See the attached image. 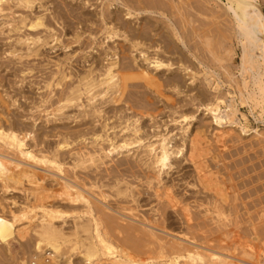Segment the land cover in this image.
<instances>
[{"label": "rangeland", "instance_id": "1", "mask_svg": "<svg viewBox=\"0 0 264 264\" xmlns=\"http://www.w3.org/2000/svg\"><path fill=\"white\" fill-rule=\"evenodd\" d=\"M60 1L62 2V4H64L63 7H62ZM67 1L68 0H59V1L58 0H35L31 6V8L30 7H24L22 4H20V2L18 0H9L2 5V12H0V115H1L0 116V124H1L0 126H4L3 128H6L8 126L7 128H10V130H15L17 127L16 124L17 123L20 124L21 128L24 130L23 132H22V130H18V132L21 133L20 136L26 135V136H24V139L26 140L27 149L30 151L33 150L32 152H35L34 154L35 155L37 154V156L42 155V154L53 155L54 153H56L57 145L66 144V145H64V146H66V148H64L63 150H60L59 153H57L59 159L62 160V162L59 160L61 162L60 172L55 167H52V169H54V170L56 169V170L52 171V169L50 168L51 167L50 165L49 166L43 165L44 167H42L41 164L37 165L34 162L31 163L28 161H27V163H25V166H27V164H29L28 168L27 167L26 168L20 167L17 169L15 168L14 169L15 174L21 173L22 175H24L26 177H29L28 170L32 171V173H33V170L37 169L34 171V173L37 175L35 176V174L33 173L35 176V180H36V181L34 180V182L35 183L39 182L38 184L40 185L41 183H44V181H46L45 186H44V184H41V185H43V187H39V185H37L38 186L37 187V186H34L35 183H30L29 180H25L24 181L25 185L23 184L22 186H18V189L16 191H11V192L6 193L4 191V187L1 186L2 184H0V209L3 208V211L6 210L5 211L6 214H10V211H15L16 213H18L19 211H21L22 208L29 206L31 208L35 207V212L36 211L38 212V210L42 211L43 210L42 208H44L43 206H39V205L41 203L45 202L43 204H45V207L47 209H51L54 211L59 210L63 213H67L64 223H63V220L60 219V220H56L58 222L55 221V224L56 225H63V227H65L64 229L66 231H69L71 229L70 227H72L74 225L73 216H75V212L77 211L78 214L82 215V213L86 211V206H84L85 204H83V203H78L77 205L71 203L73 205V207H72V205L71 206L69 205L68 200L67 201H66V199L61 200L60 195H62V197L64 198V196L66 195V192L71 193V192H73V190H77V191H81L83 194L85 193L86 198L90 196L89 198L91 200L89 198L88 199L91 201V207L94 211L93 212L94 217L101 218V220L104 224V227L109 231L112 230L110 233H112V234L114 233L113 234L114 237L117 236L116 238L111 236V238L113 239L112 242L114 243V245H120V246L127 249L128 248L127 246H129V245H126V243L124 244L122 242L125 239L127 241H124V242H128L127 244H129V243L131 244L129 247L131 250L130 249H127V250L129 251V253L131 252L130 254L135 260L149 261L150 259H153L155 261V264H168L171 262V261H169V259H171L170 257L175 254V251L174 252L171 251L172 254L170 253V249L172 248V245L174 243L173 246H177V247L179 246L180 247L179 249L182 250L181 251L182 252V259L180 260V264H182V263L188 264V262H190L188 260L187 256H188V251H192V250H195V251L200 250L199 254L201 256H203L204 259L206 258L205 260H206L207 264H210V262L208 261V258H209L208 256L211 255V251H208V249L212 248L213 244H214V247L218 244V242L215 241L216 238H214L215 234H216V236L221 234V237H223L224 235H227V234H225L226 233L225 231H228V228H230V230H232L231 228H234L233 230H236L239 234L241 233L242 240H246V239L250 240V241L252 240L251 244H253V242L255 240L254 243L257 244V247L262 249L261 250L263 252V253L261 252L263 254L262 261L264 263V249H263L264 248V244H263L264 243V236H263L264 235V233H263L264 228L262 229V227H259V226L264 225V224H262L264 222V220H263L264 219V148H263L264 144L262 143V140L264 138V135H263L264 134V92L261 94V92L259 91V88L262 87V85L264 87V64H261V67H260V72L262 74L261 81L263 82L262 85H260V84L257 85L258 83L256 84V82H253L251 79H249L247 87L243 86V84L241 83L242 84L241 85L242 90H241V89H238V86H237L238 85L237 83L240 81L239 80L240 77L239 78L237 77V79H238L237 83H235L236 81H234V83L236 85L233 83L232 78L230 80V76H232L233 74L238 76L239 72L241 71L242 39L239 37L236 21L233 20L232 14L227 10L229 5H230L229 1L228 0H193V1L192 0H176V2L178 4V9H177L174 7L176 5L175 2L173 3V1L170 0L171 5H173L171 7L170 5H168V4H170L169 3L170 1L168 0L167 1L168 4L167 3L166 4L170 7H168V6L166 7L165 4L163 5L164 8L166 7L165 9L163 8V12H164L165 16H162L158 13L152 14V13H147V12H145V13L133 12L132 13L133 16L130 17L127 15L128 8L126 6H124L123 4H117V3L114 4L113 8H110L111 10L109 9V11H113V12L116 9L115 14L113 13V16L117 15L115 18H118L120 21L119 25H117L118 27L121 25V23L124 22L125 24H128V27H130L131 29H136V34H135L136 36L134 34L133 35H134V37L140 36L141 39H139V41L142 42V45H143L141 47V50L143 51V54H145V55H143V54L139 55V66H140V68L144 67L143 69L147 68V72H146L147 76H145V74L142 72V70H139L135 67V65H132V67H131L132 70L127 72V73L130 75L131 74H137V77L140 75L138 78H141V79L143 78V79H142V81H140V79H138L135 75H133V77L131 79L126 77V79L128 81H129V79L131 80L130 86H128L126 88L129 95L130 94L134 95L136 92L138 93V91H140V90L142 91V93H138V94L136 93L134 96L133 95L132 96L127 95L128 97H131V98H129L130 100L132 98L136 99V101L138 103L134 100H131V102L134 104V106L136 105L137 108H135L136 106L134 108L129 107L130 105L125 103V101H124V99L126 97L124 98L122 96H120L122 99L120 98L117 103H112V102L108 101L111 97H110L109 93H105L106 84H100V81L104 78V74L106 72V69L109 68V65H110L109 63L111 61L115 60L116 57L120 56L119 55L120 50L121 51L123 49L126 50V47L123 48V46L129 45L128 41H126L123 38V36H121V35L114 38L113 41L106 38V36H105L106 35L105 34V24L99 23V21H97L98 16L97 17L94 16L93 20H91V21L87 20L89 17V16L87 17V14L91 13V11H92L91 14L98 15L97 13L100 12L102 9H104V7L106 8V6L104 5V3H101V0H88V1H90L89 2L90 4H88V5L84 4V0H82L83 2H81V0H69L68 2ZM189 1H191V2H189ZM187 2H189V3H187ZM58 3L60 5H58ZM256 3L260 7V9L264 15V5H263L264 0H257ZM129 4H132V3H129ZM83 5H84V7H83ZM54 6H55V10H54ZM67 6H68V8H67ZM69 6H71V7L69 8ZM79 6H80V8H79ZM183 6H185V7H183ZM65 7L67 9H70V10L67 11ZM72 7H74V8H72ZM182 7L184 10H186V14H185V12H182V10H183ZM202 7L205 9H203ZM209 7H211L210 10H209ZM56 8H57V10H56ZM62 8H64V9H62ZM168 8H169V11H171V12L168 11ZM172 8L175 9L177 12L175 11L176 13H174ZM197 8H198V10H197ZM71 10L73 13H76V15L73 14L71 12ZM119 10H121V11H119ZM188 10L191 12H189ZM187 11L190 13V15L187 13ZM167 12L169 13V15ZM77 13H78V15H77ZM82 13L84 14L83 16H82ZM170 13H172V14L170 15ZM206 13H208V14L206 15ZM79 14L82 17H80ZM173 14H175L174 15L175 18H172ZM187 14H188V17H186ZM218 14H220V15H218ZM197 16H199L201 19ZM39 17H41L43 20V26H40L37 28H29L30 23L36 21ZM78 17H80V18H78ZM176 17H178V22H176L177 21ZM74 18H76V19H74ZM181 18H183L182 19V20H184L183 22H182ZM186 18L188 19V21L190 23L187 21ZM202 18H204L205 20ZM73 19H74V21H73ZM21 20H24V23H22ZM194 20H196V21H194ZM137 21H138V23H137ZM192 21H193V23H191ZM206 21H208V26H207ZM70 22H72V23H70ZM203 22H204V24L206 22V26L202 25ZM222 22H223V24H222ZM178 23L181 26L180 28L178 27L179 25H177ZM186 23L191 24V26L194 23L195 24L197 23V26L193 25L195 27L194 28V27H191L189 24L187 26ZM200 23H202L201 26H203V27L198 25ZM228 23H230V24H228ZM68 24H71V25H68ZM144 24L145 25L147 24V25L143 27ZM214 25H216V27ZM226 25H228V26L226 27ZM71 26H73V27H71ZM93 27H95V28H93ZM211 27H213V28H211ZM189 28H190V32H192L191 35L195 34L194 36H191L190 33L186 32L187 30H189ZM196 28L197 29L202 28L201 31L198 30L201 33H199L198 31L196 32ZM209 28H211V31ZM215 28L217 31L215 30ZM181 29H182V31H181ZM203 29H204V31L202 32ZM158 30H159V32H158ZM194 30H195V32H194ZM149 31H150V33H149ZM160 31H161V33H160ZM212 31H213V33L211 34ZM138 32H139V34L137 35ZM205 32L207 33L206 35L204 34ZM186 33H188L190 35L188 40L186 39L188 37V35ZM224 33H226L227 36ZM200 34H201V36H199ZM214 34H216V36L213 38ZM131 36H132V34H131ZM154 36H156V37H154ZM158 36H160V37L158 38ZM161 36H162V38H161ZM196 36H197V38H199V37L200 38L196 39ZM128 37L131 38L130 36H128ZM153 37H154V39H153ZM201 37H202V39H201ZM27 38H33V40L32 41L27 40L26 42L19 41L20 39H27ZM156 38L159 42H157V40H155ZM163 38H164V41H162ZM203 38H205V39L207 38L206 40L205 39L204 40L205 41L208 40L207 41V42H209L208 45L204 46L205 42H204ZM152 39H153V41H152ZM195 39L198 40L199 43H196ZM70 41L73 43H71ZM115 41H117L118 44L123 43L122 46H120V44L117 45V42H115ZM165 41L166 42L169 41L168 47H167V43ZM186 41H187V43H186ZM66 42H68V43H66ZM162 42H163V45H162ZM190 42H191V44H190ZM164 43H166V44H164ZM169 43H170V45L171 44L172 45L170 46ZM197 44H198V46H197ZM213 44L216 46V47L214 46L215 50H214ZM164 45H165V47H164ZM199 45H201L200 49L204 47L202 51L199 49ZM94 47L97 50L94 49ZM99 47H100V50H99ZM170 47L171 48L173 47L172 48L173 50ZM196 47L199 50H197ZM205 47H207L209 49V52ZM167 48L169 49V51L166 52ZM118 50H119V52H118ZM204 51H206L208 56H211L210 58H213V60L208 58L207 54L204 53ZM113 53H117V56L114 57ZM209 53H210V55H209ZM108 54H109V56H108ZM229 54L231 56H228ZM43 55H45V56H43ZM203 55L205 57H203ZM20 56L22 57L21 59H20ZM95 56H97V57H95ZM92 57H93V59H92ZM182 57H184V58H182ZM229 57H231V58H229ZM94 58H95V60H94ZM155 58H158V60H160V61L162 60L161 62H163L165 65H169V64L170 65L165 66V69H164V67H162V68L157 69V70L154 68L155 69L154 70V69H152L153 64H151L149 66L148 63L150 61H154ZM185 58H186V60H185ZM33 59H35V60H33ZM170 59H171V61H170ZM22 60H23V62H22ZM216 60H218V61L216 62ZM228 60H230V61H228ZM187 61H188V63H187ZM212 61H214V62H212ZM221 61H222V63H221ZM146 62H147V64H146ZM213 63H215V64L213 65ZM224 63L226 64L227 68H230V69L224 68L225 71L227 70V72H225L223 67H221ZM227 65H229V67ZM148 66H149V68H148ZM83 68H85V70ZM81 70H82V72H81ZM88 71H90V79H92L94 85L91 87L89 92H86L85 91V84L86 83L84 82V80L82 78L85 76V74L88 73ZM228 72H230V74H229L230 76L227 74ZM175 73H177V74H175ZM123 75H125V73L122 74V76ZM134 76L140 82L144 81L145 83L143 82L142 84H145V85H141V84L138 85L140 82L137 81ZM170 76H174V77H170ZM147 77L149 78V80ZM225 77H226V79L228 77V79L225 80ZM151 78H155V80L151 81L150 80ZM158 78H159L160 82H159V80H157ZM193 78H195L196 81L193 82ZM133 81H134V83H132ZM135 81H137V82H135ZM146 81L147 82L149 81L150 84L149 83L147 84ZM164 81H166V82H164ZM176 81H178V82L175 83ZM210 81H212L211 85L208 83ZM151 82H153V83L157 82L158 86L156 85V83H154V85H152ZM240 82H242V81H240ZM135 83H137V84H135ZM134 85L136 88H134ZM149 85H150V88L152 90L148 87ZM155 85L157 86V88ZM64 86H65V88H64ZM139 86H142V89H139ZM137 87H138V89H137ZM60 88L61 89L63 88L62 89L63 91ZM76 88L80 89V93H77V95L79 96L78 97L79 99L77 100V102L75 101L73 103H67L66 97L69 95V93H71L72 89H76ZM155 88L158 90H156ZM201 88H203V89H201ZM235 88H237V89H235ZM154 89L156 91V94L154 93L155 92ZM64 90H65V92H64ZM133 90L134 91L137 90V91H135L134 93H131V92H133ZM247 90L249 92H251V95L248 94L246 96ZM145 91H147V93ZM161 91H163V92H161ZM238 92H239V94H238ZM59 93H61V94H59ZM161 93H164V94L161 95ZM165 93H166V95H165ZM222 93L225 96H222L223 95ZM241 93L243 95H241ZM142 94H143V96H142ZM200 94H201V96H200ZM59 95H63V96L61 97ZM138 95H140L142 98ZM145 95L147 96V98H148V95L150 96L147 101H146L147 98L144 97ZM238 95H241V96H238ZM135 96L136 97L138 96V98H135ZM159 96H161V97H159ZM164 96H166V97H164ZM188 97H190V98H188ZM216 97L221 99L222 101H227V100L233 99L234 102L237 103L239 111L245 115L244 126L248 130H250V134L249 133H246V134L241 133L240 130L235 129V128H231V127H228L229 129L228 128H218L214 124V122L212 121L211 115L205 109V105L210 101H214ZM239 97H240V100H239ZM143 98H146V99L144 100ZM160 98L162 100L164 99L165 101L164 100L162 101ZM173 98L175 101L172 100ZM192 98H194V99H192ZM56 99L58 100V102ZM89 99H90V101H89ZM153 99H154V101H152ZM166 99H168L169 101H167ZM150 101H152V103H150ZM170 101H172L175 104L171 103ZM135 102H136V104H135ZM168 102L170 104H167ZM48 103H49V105H48ZM53 103H55V104H53ZM97 103H98V105H97ZM102 103H104V104H102ZM145 103H147L149 106ZM137 104L140 105V108ZM143 104H145V106ZM53 106H55L56 108H54ZM151 106H152V108H151ZM61 107H63V109L60 112L57 111V109H59ZM141 107H143V108H141ZM153 107H155L156 109ZM162 107H163V109H162ZM1 108H3V110ZM95 108H96V110L101 111L100 117H98V114H95L94 112H92L95 110ZM102 109H103V111H102ZM224 109H225V107H224V105H222V110H224ZM51 110H53V111H51ZM71 110H72V112H70ZM86 110H90V114H88V115L85 114ZM118 110L120 111V113ZM151 110H152V112H151ZM144 113H146V115ZM157 113H158L157 118L153 117L154 115L156 116ZM147 114H149L148 115L149 117L147 116ZM182 114L187 117L186 120H184L183 118H179ZM8 115H11V116L9 117ZM14 115H15V118H14ZM139 116H141V117H139ZM11 117H13L14 119H11ZM106 117H107V119H106ZM175 118H176V120H175ZM61 123H63V124H61ZM32 124H34L35 127L33 125V128H32L31 127ZM130 124H136V126H137V132L136 133H134V132H132L126 128L127 125L132 127V125H130ZM13 126H14V128H13ZM139 126H141V127H139ZM181 126H184L185 128L181 127ZM27 127H29L28 130H31V131L27 132L26 131ZM94 127H96V130L93 129ZM112 127H113V129H112ZM186 127H188V128H186ZM200 129H201V131H200ZM226 129H228V131H230L231 134H232V132H233V134L238 133L237 135H235L236 138H234L233 134L231 135L232 139L234 138L233 141L235 140L234 142L231 140L230 137H229L230 143L227 141L224 142V140L226 138L228 139V137H226V136H230V133ZM254 130H257V132L251 133V131H254ZM217 131L219 132V134H217ZM92 132H93V134H92ZM194 132L195 133L199 132L201 135H199L198 133H197L198 135L194 134ZM29 133H30V136H28ZM221 133L226 135L225 136L226 138L224 137V139H223V137H222V140H221L222 144H223V142H224V144L227 142L226 145L229 144V147L224 145V144H223V146L220 147L221 141L218 139H219V135ZM184 134L186 136H184ZM56 135H57V137H55ZM83 136H85L87 139ZM96 136H101L102 139L99 140V142H97L98 144H93L92 142ZM192 136H195L198 140H201L202 142L201 141L198 142V140H196V138L195 137L193 138ZM162 137H167L168 140H170V144H169L170 148L169 149L171 151L183 149L182 150L183 153H181L182 155L179 154L178 156H175V158H173L174 156L171 157V159L169 161L171 164V168H166L160 174L159 180L161 181V183L158 184V182L156 180L154 181V179L157 176V172L159 170L157 167H155L153 165L152 166L149 165L150 156H149L148 152L146 151V149H144V146L148 145V144H153L154 146L157 147V144H158L157 141H160ZM186 137H189V138H186ZM202 137L204 140L202 139ZM217 137H218V139H217ZM71 138H72V140H71ZM184 138H185V140L183 142ZM259 138H260V140L262 139L260 142H259ZM84 139H85V141H84ZM134 139L135 140L140 139L141 142L140 143L134 142L135 141ZM186 139L188 140L187 142H186ZM215 139H217V140H215ZM254 140H255V143H254ZM257 140H258V142H257ZM124 141L128 143V146L126 148H124V150L123 149H119L118 151L114 150L113 152L110 153V156H108L107 158L104 157L103 152H108L109 148L112 149V145H111L112 143H115V145H120ZM171 141H172V143H171ZM130 142H132V144H130ZM194 142L196 144L201 143V145L198 144V145H196L198 147H196ZM204 142L206 143V146L209 148L204 146L205 145ZM263 142H264V140H263ZM53 143L54 144L56 143V144L53 145ZM175 143H176V145H175ZM179 143H181V144H179ZM190 143H191V145H189ZM47 144L49 145V147L51 146V148H49ZM193 144H194V146H192ZM247 144H249V145H247ZM216 145H218L219 147H217ZM244 145L246 147H244ZM261 145H263V146H261ZM45 146H47V147L44 149ZM199 147L200 148L202 147L201 148L202 151H201V149H199ZM100 148H102V151ZM194 148H196L197 153H200L199 151H201L200 154L202 155V157L199 154H198L199 155L198 156L197 153L194 152L196 155L194 157L195 160H193L194 158H191L192 150L193 151L195 150ZM221 148L223 151L221 150ZM125 149H127V150H125ZM42 150H44V152ZM189 150H190V155L188 153ZM206 150H208V151H206ZM218 150H219V152H218ZM0 152H2L3 154H7L9 157H12L14 159H18L19 161L20 160L24 161V159H19V156L17 155V153H15L14 151H12L10 149H7L3 145H0ZM94 152H96L97 154L99 153V155L102 156V158H101L102 160H98L96 163H93L92 161H90L89 159H91V158L89 155L94 153ZM209 152H211V153H209ZM227 152H228V154H227ZM60 153H62V154H60ZM209 155H211V156H209ZM227 155H228V157H227ZM81 156H84V159H86V160L88 159L87 162L85 163V167H87L86 169H84L80 166H78L76 168L73 167V163ZM197 156H198V158H197ZM221 156H222V159L220 158ZM15 157H17V158H15ZM69 158H71V159H69ZM181 158H182V160H181ZM187 158L190 160H187ZM215 158H216V160H215ZM174 160H175V162H174ZM196 160H198V163ZM135 161H137V162L135 163ZM24 162H26V161H24ZM179 162H180V164H179ZM202 164H203V166L206 165L207 167L206 166L203 167ZM220 164L224 167V169ZM180 165L181 166L183 165V166L179 167ZM229 165H231V166H229ZM233 165L235 166L236 169L234 168ZM172 166H173V168H172ZM192 166H194V167L197 166V167L193 168ZM30 167H35V169L34 168L31 169ZM243 167H244V169H243ZM204 168H206L208 170V172ZM39 169L41 171H43L42 175L38 173V171H40ZM240 169L242 172L240 171ZM63 170H64V172H63ZM203 170H205V172ZM36 171H37V173H36ZM41 171H40V173H41ZM79 171L82 173H80ZM178 171H179V173H178ZM198 171L200 173H197ZM224 171H226V172H224ZM236 171L239 173H237ZM45 172H47L49 174H47ZM203 172L205 175L201 174ZM217 172L219 173V175ZM53 173H56V174H53ZM180 173H184L185 175L184 174L182 175ZM208 173H209V175H208ZM66 174H68V175H66ZM199 174H201L202 176ZM215 174H216V176H215ZM49 175H51V176H49ZM153 175H154V179H153ZM180 175H181V177H179ZM197 175L199 178H197ZM212 175L214 178H212ZM39 176H41V178ZM177 176L179 178H184V179L186 178V181L188 183L195 184L196 185V187L194 188L195 191H193V189H192L193 187L190 186V184H188V183H184V182L179 183L178 181L176 182ZM219 176H221V178ZM222 176H223V178H224V176H226L225 177L226 179L224 178V180H223ZM171 178H173V180H171ZM188 178H190V179H188ZM204 178H206V179H204ZM201 179H204V180L202 181ZM56 180L58 181V183H56L57 182ZM190 180L191 181L196 180V181L190 182ZM209 180H210V182H209ZM64 182L65 183H72L70 185H73V186L71 188H67V187L65 188ZM152 182H153V185H152ZM163 182H167V183H163ZM205 182H207L208 184L205 185L206 184ZM228 182L230 184H228ZM237 182H238V185H237ZM150 183H151V185H150ZM209 183L211 184V186L212 185H215V186L211 187ZM59 184H60V187H58V188H60L61 190H62L61 187L65 188V191L63 190L64 194L62 193V191H60V189H56L57 185L59 186ZM74 184H75V186H74ZM174 184H178V187L174 188V189L178 188V190H176V191L174 190V192L182 201L181 202L182 206L180 205L181 206L180 207L178 205L176 210H174L175 208L172 209L167 204V202L164 200L166 198H165L164 194H162V192L165 193L168 188L171 190L172 185H174ZM183 184L184 185L186 184V186H183ZM9 185L12 186L11 184H9ZM216 185H217V187L219 186L220 189H222L224 191V194L227 195V201L228 202L226 203L227 205H224L226 208V209L224 208V212H225L224 217H225V220L228 222L227 223L225 221L227 224L224 222H222V224L215 223L214 220L212 219L215 216V214L210 213L213 211V207H212L213 203L212 202H213V200H215V196H216L215 191H216V189H219V187L217 188ZM32 186H34L35 189L36 188L37 189L32 190L33 189ZM201 186L203 187L202 189H200ZM205 186H207V187H205ZM209 186H210L209 189L212 188L211 190H208ZM76 187H78V188H76ZM224 187H227V188H224ZM27 188H29V189H27ZM53 188H55L56 191H53ZM197 188H199V190ZM44 189H47V190H44ZM213 189H215V191ZM250 189H251V191H250ZM155 190H157V191L162 190V191L161 192L159 191L160 192V194H159V192L157 193V191H155ZM179 190H180V192H179ZM196 190H198V191H196ZM201 190H204V191H202L203 193L201 192ZM243 190L245 192H247L248 194L243 192ZM50 191H52V192L50 193ZM209 191L210 192L213 191L214 193L213 192L210 193ZM254 191H256V192H254ZM24 192L25 193L27 192L26 194H29V193L30 194L27 196L24 194ZM36 192H37V194H34ZM46 192L50 193V194H48L47 196H44V195H46L45 194ZM57 192L60 193V195L57 194ZM228 192L229 193L231 192V194H228ZM239 192L241 194H239ZM242 192H243V194H242ZM249 192L250 193L252 192V193L250 194ZM22 193H23V195H22ZM43 193H44V195H43ZM142 193L145 194L146 196L143 195ZM140 194L143 197L142 199H141V196H139ZM41 195H43V196H41ZM52 195H56L58 197L52 196ZM148 195L150 198H148ZM195 195H197V196H195ZM231 195H232V197H231ZM33 196H35V197L33 198ZM37 196H41V197H37ZM160 196L161 197L163 196V197H162V199L160 198V200H159ZM48 197H49V199H52V198L53 199L55 198V199L49 200ZM144 197H146L145 201H148V202H145V201L142 202V200H144ZM40 198L45 199V200L40 202L39 201ZM65 198H67V196H65ZM92 198H95V199H92ZM36 199L40 203L36 202ZM58 199H60V200H58ZM140 199H141V201H140ZM34 200H35V202H34ZM94 200H96V201H94ZM107 200H108V202H107ZM113 200H114V202H113ZM191 200L194 201V203ZM199 200H201V201H199ZM230 200H231V202H230ZM25 201H27V202H25ZM30 201L33 202V204ZM97 201L100 203H95ZM158 201H159V203H157ZM160 201H161V203H160ZM239 201H241V203ZM248 201H251V202H248ZM47 202H49V203L51 202V203L48 205ZM60 202L62 205L60 204ZM155 202L157 203L158 207L156 206ZM244 202H246V203L244 204ZM112 203H114L115 205ZM191 203H192V205H191ZM200 203H202V204H200ZM255 203H257L258 205L257 204L255 205ZM46 204H47V206H46ZM143 204H144V206L142 207ZM185 204L189 206V209H191L193 212H195L194 214L192 211L189 212L190 216L191 217L193 216L192 217L193 222L191 220L190 221L186 220V222H185L186 225L184 224V221H182V220H185V219H183V215L185 218V214H184V212H182V211H184L183 209L186 207ZM238 204H239V206H238ZM20 205H22V206H20ZM122 205H124V206H122ZM203 205L205 208L203 207ZM244 205H245V207H244ZM8 206L10 209L8 208ZM241 206H242V208L243 207L244 208L242 209ZM125 207H127V208H125ZM258 207H259V209H258ZM110 208H111V210H113L112 212H111ZM166 208L169 210H167ZM197 208H199L200 210ZM245 208L246 209L248 208V209L246 210ZM139 209H141V210L143 209V210L141 211ZM209 209H210V211H209ZM96 210H98V211H96ZM103 210H105L108 214L113 213L112 215L114 217H112V215H111V217H110V215H106V213ZM117 210L119 212H121V214L116 213L115 211H117ZM203 210H204V212H203ZM231 210H232V212H231ZM244 210H245V212H244ZM41 211L38 213L36 212L38 214V216L36 217L35 220H37V221H34V224H33V222H32V224H30L28 220L27 221L25 220V222H24V219L20 221L21 223L20 222L17 223V225H16L17 237L15 238V240H13L10 243V245L7 247L0 246V264H29V263L30 264H37L38 262H40L38 264H47V263L48 264H56V263L57 264H67V260H73L74 264H77L76 261L79 260L78 264H85L84 260L81 257V253L84 252V249H85V247H83L82 245H80L76 251H71L72 245L68 244L69 247L68 246L65 247V249L67 248L66 249L67 251L66 250L63 251V258H62L61 262L60 261L56 262V260L54 258H52L50 255H47V254L39 255L38 253H36V251H34L35 250L34 244L37 240V237L35 235V229H37V227L39 225L38 221H39V216L41 214ZM253 211L257 215L254 216ZM102 212H104V213L102 214ZM246 212H247V214H246ZM249 212L252 213L253 216H252V214L250 216ZM114 213H116V214L114 215ZM181 213H182V215H181ZM68 214H70V215H68ZM101 214H102V216H101ZM129 214L132 216H130ZM170 214H172V215H170ZM121 215H123V216H121ZM162 215H165V218L162 217ZM173 215H174V218L172 217ZM205 215H208V216L211 215V217L206 218ZM105 216L107 218H105ZM115 216L116 217L120 216L121 220H120V217L116 218ZM148 216L150 217L149 219L152 220L155 225L157 222V226L155 227L156 229L153 231L156 234H159L158 236L162 239H157V238L149 237V236H148V238H147V236L143 237V236H141V233H136V231H135L136 229L131 230V228H133V226L134 227L137 226L146 232L149 231V227L147 228V227L139 224L141 220H144V219L147 220ZM200 216H201V218H200ZM243 216H244V219L246 218V216H248V217H247V219L244 220ZM126 217L129 219H126ZM180 217H182V219H180ZM231 217H232V219H231ZM239 217L242 219V221L239 220L240 219ZM251 217L253 218L255 223L257 222L258 225L252 221ZM172 218H173V220H172ZM227 218H228V220H227ZM106 219H107V221H106ZM123 219H124V221H123ZM209 219H211V221H209ZM116 220H117V222H116ZM125 220H127V221H125ZM159 220H160V222H159ZM138 221H139V223H138ZM195 221H196V223H195ZM244 221H246V224ZM249 221H251L250 224H249ZM37 222H38V224H37ZM120 222H121V224H118ZM243 222L247 226V228L245 226L243 227L244 224L241 225L242 228H241V226L239 227V224H241ZM115 223H117V224H115ZM122 223L126 224L127 226L129 225V227H127L126 225L124 227L123 226L124 224L122 225ZM193 223L196 224L199 228L197 226L195 228ZM198 223H201V224H198ZM247 223L251 227H249ZM137 224H139V225H137ZM158 224H160V225H158ZM203 224L205 225V227ZM209 224H211V225H209ZM112 225H114V227ZM191 225H193V229L195 230V232L192 229V227H190ZM223 225H225V226H223ZM255 225H257V226H255ZM20 226L22 228H20ZM210 226H212L213 230ZM208 227H210V228H208ZM254 227H255V229H253ZM256 227H258L260 229H258ZM23 228H25V229H23ZM30 228H32V229H30ZM184 228L189 229L188 230L189 232L187 231L188 232L187 233L186 232L187 229L185 230ZM220 228H222V229L225 228V229L222 230ZM245 228L247 231L245 230ZM249 228L251 230L253 229L252 231H254V232H250ZM21 229H23V230H21ZM123 229L128 231V232H125ZM26 230H28V232H26ZM162 230H165L169 235L168 234H162V236H161L160 233L162 232ZM248 230H249V232H248ZM255 230H257L258 232L257 231L255 232ZM116 231L120 237H118L117 234L115 235ZM121 231L123 233H121ZM129 231H131V232H129ZM213 231H215V232H213ZM241 231L244 232L246 235H244ZM197 232L200 234H198ZM27 233H28V235H27ZM128 233L130 235L132 233L136 234V236L132 234L130 237V235H128ZM209 233L211 235L214 234V236L213 237L210 236ZM253 233H255V234H253ZM20 234H21V236H20ZM31 234H33V235H31ZM231 234H232V236H230V238H229V236L228 237L224 236L225 239L229 241V242L223 241V243H225L224 245H226V247L223 244H221L224 253L227 255L228 254L231 255V254L225 248H227L229 246H233V245H234L233 247H236V245H237V244L236 245L234 244L233 233H231ZM247 234H249V235H247ZM163 235H164V237H163ZM165 235L167 236V238H165ZM191 235L193 237H189ZM198 235H200V236H198ZM203 235H205L207 237V239H205V237L202 238ZM22 236H24V237H22ZM134 236H135L136 240L134 239ZM139 236H141L140 238H142V239H140V241H142L141 243H143V245H141L142 247L141 246L139 247V245L137 247L138 242H140ZM172 236L173 237L175 236L174 238H171L173 241L170 239V237H172ZM209 236H210V238H209ZM19 237H21V239ZM143 238L144 239L147 238V239L144 240ZM164 238H165V240H164ZM190 238H192V239H190ZM212 238H214L215 240ZM128 239L130 241H128ZM148 239H150V240H148ZM137 240H138V242H137ZM163 240L165 242L171 241V243L168 244V242H167L165 244V242H162ZM180 240H181V242H180ZM194 240H195V242H194ZM132 241H133V243H131ZM134 241H136V244L134 243ZM149 241H151V242H149ZM83 242L85 245L88 244L87 241H83ZM119 242L121 244H119ZM204 242H206V243H204ZM184 243L185 244L188 243V244L184 245ZM210 243L211 244L213 243V244L210 246L209 245ZM227 243H229V244L231 243V245H229V244L227 245ZM133 244L136 245V248H135V245L132 246ZM205 244H207V245H205ZM144 245H146V246H144ZM162 245H164V247H166V248L168 247V245L170 247H168V249H165L164 252H166V250H167L166 253L162 252L163 254L162 253L160 254ZM254 245H253V247H254ZM147 246H149L148 250L144 251L145 248L147 249ZM182 246H184V248ZM190 246H191V248H190L191 250L189 249ZM195 247H197V248H195ZM82 248H84V249H82ZM132 248L137 249V251L142 249L143 250L142 251L143 256L139 252H137L135 249H133V251H134L133 252ZM201 248L202 249L204 248L207 250H204V249L202 250ZM150 250L153 252H151ZM168 250H169V252H168ZM69 251H71V252H69ZM144 252H146L147 255H145ZM201 252H203V253L201 254ZM206 252H208L209 254H207ZM236 252H240L239 249ZM169 253H170V255H168ZM134 255H136V256L134 257ZM239 255H241V253H239ZM74 257H75V259H74ZM51 258L54 260L52 261ZM172 258H173V256H172ZM228 259H229V256H228ZM113 260L114 259H109L106 256H102L100 258V260L95 261V264L96 263L97 264L98 263L99 264H101V263L102 264H109V263L115 264L113 262ZM183 260H186V261H183ZM187 260H188V262H187ZM52 262H54V263H52ZM196 263L197 264H203L200 260H197ZM192 264H195V263H192Z\"/></svg>", "mask_w": 264, "mask_h": 264}, {"label": "bare ground", "instance_id": "2", "mask_svg": "<svg viewBox=\"0 0 264 264\" xmlns=\"http://www.w3.org/2000/svg\"><path fill=\"white\" fill-rule=\"evenodd\" d=\"M7 1H9V0H0V12H2V5L4 4V3H6ZM19 2H20V4H22L24 7H30L31 8V6H32V4L34 3V1L35 0H18ZM59 1V0H58ZM69 1V0H68ZM67 1V2H68ZM129 3H132V4H129ZM166 1V2H165ZM167 1L168 0H101V3H104V5L106 6V8L104 7V9H102L100 12H98L97 14L98 15H94V14H91L92 13V11H91V13H89V14H87V17H88V19L87 20H89V21H91V20H93V18H94V16H98V20L97 21H99V23H104L105 24V36H106V38H108V39H110V40H112L113 41V39L114 38H116V37H118V36H123V38L126 40V41H128V43H129V45H127V46H123V48L124 47H126V50H120V53H119V57H116V59L115 60H113V61H111L109 64V68L108 69H106V72H105V74H104V78L100 81V84H106V88H105V93H109L110 94V99L108 100V101H110V102H112V103H117L118 101H119V99L121 98L120 96H122V97H126L125 99H124V101H125V103H127V104H129L130 106L129 107H131V108H134L135 106H134V104L131 102V100H134V101H136V99H129V98H131V97H128V96H130L129 94H128V91L126 90V88L128 87V86H130V82H131V78L133 77V75H135L136 77H137V74H128L127 72H129V71H131L132 70V65H135V67L137 68V69H139V70H142V72L145 74V76H147V68L146 69H143V68H140V66H139V55L140 54H143V51L141 50V47L143 46L142 45V42H140L139 41V39H141L140 38V36H138V37H134V35L136 34V29H131L130 27H128V24H125L124 22L123 23H121V25L118 27L117 25H119V23H120V21H119V19L118 18H115L117 15H115V16H113V13L115 14V11H116V9H115V11L113 12V11H109V9L110 8H113V6H114V4H123L124 6H126L127 8H128V12H127V15L128 16H130V17H132L133 15H132V13L133 12H138V13H145V12H147V13H158V14H160V15H162V16H165V14H164V12H163V5L165 4V6L167 7L168 5H170L171 7L173 6V5H171V1L169 2L170 4H168L167 3ZM173 1V3L175 2V8H177L178 9V4H177V2H176V0H172ZM193 1V0H192ZM229 1V7H228V11L232 14V16H233V20H235L236 21V23H237V29H238V33H239V37L242 39V60H241V71L239 72V75L237 76V75H234L233 73V75L232 76H230L229 74H230V72L232 71H230V72H228L227 74L230 76V80H231V78H232V81H233V83H234V81H236L235 83H237L238 82V79H237V77L239 78L240 77V81H242V82H238L237 84V86H238V89H241L242 90V84H243V86H248L247 84H248V81H249V79H251L253 82H256V84L257 85H262L263 84V82L261 81V79H262V74H261V72H260V67H261V64H264V15H263V13H262V11H261V9H260V7L258 6V4L256 3V1L257 0H228ZM77 2V1H76ZM81 2H83L82 0H81ZM90 1H88V0H84V4L85 5H88V4H90L89 3ZM189 2H191V1H189ZM189 2H187V3H189ZM199 2V1H198ZM60 3H61V5H62V7H63V5L64 4H62V2L60 1ZM79 3V2H78ZM168 5H167V4ZM204 3V2H203ZM55 4V3H54ZM99 4V3H98ZM211 4V3H210ZM262 4V3H261ZM6 5V4H5ZM4 5V6H5ZM58 5H60L59 3H58ZM66 5V4H65ZM76 5V4H75ZM185 5V4H184ZM199 5V4H198ZM197 5V6H198ZM203 5V4H202ZM213 5V4H212ZM219 5V4H218ZM264 5V4H263ZM77 6V5H76ZM170 6H168V7H170ZM187 6V5H186ZM194 6V5H193ZM221 6V5H220ZM61 7V6H60ZM71 6H69V8H70ZM83 7H84V5H83ZM165 7V8H166ZM173 7V8H174ZM181 7V6H180ZM179 7V8H180ZM183 7H185V6H183ZM183 7H182V9H183ZM199 7V6H198ZM66 8V7H65ZM67 8H68V6H67ZM66 8V10L68 11V10H70V9H67ZM72 8H74V7H72ZM77 8V7H76ZM79 8H80V6H79ZM86 8V7H85ZM102 8V7H101ZM164 8V9H165ZM172 8V10L174 11V13H176L177 11L175 10V9H173ZM203 8V7H202ZM210 8L211 7H209V10H210ZM5 9V8H4ZM48 9V8H47ZM62 9H64V8H62ZM78 9V8H77ZM83 9V8H82ZM92 9V8H91ZM162 9V10H161ZM203 9H205V8H203ZM54 10H55V6H54ZM56 10H57V8H56ZM76 10V9H75ZM88 10V9H87ZM86 10V11H87ZM111 10V9H110ZM114 10V9H113ZM167 10V9H166ZM184 10V9H183ZM182 10V12H185V14H186V10H184L183 11ZM190 10V9H189ZM188 10V11H189ZM197 10H198V8H197ZM207 10V9H206ZM59 11V10H58ZM74 11V10H73ZM94 11V10H93ZM119 11H121V10H119ZM168 11H169V8H168ZM176 11V12H175ZM187 11V13L190 15V13L189 12H191V11H189L188 12ZM202 11V10H201ZM71 12H72V10H71ZM76 12V11H75ZM95 12V11H94ZM169 12H171V11H169ZM59 13V12H58ZM66 13V12H65ZM73 13V12H72ZM168 13V12H167ZM9 14V13H8ZM73 14H75L76 15V13H73ZM117 14V13H116ZM120 14V13H119ZM172 13H170V15H171ZM178 14V13H177ZM184 14V15H185ZM188 14H187V16L186 17H188ZM204 14V13H203ZM208 13H206V15H207ZM71 15V14H70ZM77 15H78V13H77ZM84 14L82 13V16H83ZM168 15H169V13H168ZM174 15L175 14H173V17L172 18H175L174 17ZM179 15V14H178ZM177 15V16H178ZM183 15V14H182ZM218 15H220V14H218ZM79 16L80 17H82L80 14H79ZM120 16V15H119ZM223 16V15H222ZM80 17H78V18H80ZM127 17V16H126ZM197 17H199V16H197ZM218 17V16H217ZM69 18V17H68ZM71 18V17H70ZM121 18V17H120ZM129 18V17H128ZM177 19V21L176 22H178V17H176ZM200 18V17H199ZM74 19H76V18H74ZM74 19H73V21H74ZM118 19V20H117ZM132 19V18H131ZM135 19V18H134ZM154 19V18H153ZM183 18H181V20H182ZM187 19V18H186ZM201 19V18H200ZM202 19H204V18H202ZM228 19V18H227ZM226 19V20H227ZM124 20V19H123ZM146 20V19H145ZM161 20V19H160ZM205 20V19H204ZM207 20V19H206ZM15 21V20H14ZM69 21V20H68ZM71 21V20H70ZM116 21V22H115ZM184 20H182V22H183ZM187 21H188V19H187ZM194 21H196V20H194ZM199 21V20H198ZM197 21V22H198ZM21 22L22 23H24V20H21ZM45 22V21H44ZM158 22V21H157ZM189 22V21H188ZM207 22V26H208V21H206ZM206 22H205V24H204V22H203V24L202 23H200V24H198V25H200L201 26V24L202 25H205L206 26ZM28 23V22H27ZM70 23H72V22H70ZM137 23H138V21H137ZM145 23V22H144ZM170 23V22H169ZM190 23V22H189ZM188 23V24H189ZM191 23H193V21L191 22ZM211 23V22H210ZM187 24V23H186ZM188 24H187V26H188ZM222 24H223V22H222ZM226 24V23H225ZM224 24V25H225ZM228 24H230V23H228ZM13 25V24H12ZM68 25H71V24H68ZM73 25V24H72ZM89 25V24H88ZM97 25V24H96ZM95 25V26H96ZM147 25V24H146ZM145 24L143 25V27L144 26H146ZM152 25V24H151ZM166 25V24H165ZM171 25V24H170ZM177 25H179V23L177 24ZM190 26H191V24H189ZM193 25H195V26H197V23L195 24H193ZM191 26V27H194V26ZM211 25V24H210ZM30 27L29 28H37V27H40V26H43V20H42V18L41 17H39L36 21H34V22H31L30 23V25H29ZM132 26V25H131ZM149 26V25H148ZM212 26V25H211ZM215 27H216V25H214ZM213 26V27H214ZM228 25H226V27H227ZM71 27H73V26H71ZM140 27V26H139ZM179 28L181 27L180 25L178 26ZM185 27V26H184ZM199 27V26H198ZM201 27H203V26H201ZM213 27H211V28H213ZM65 28V27H64ZM93 28H95V27H93ZM97 28V27H96ZM134 28V27H133ZM150 28V27H149ZM195 28V27H194ZM211 28H209L210 29V31H211ZM68 29V28H67ZM71 29V28H70ZM73 29V28H72ZM147 29V28H146ZM168 29V28H167ZM193 29V28H192ZM202 29V28H201ZM201 29H197L196 28V32L198 31V30H200L201 31ZM221 29V28H220ZM75 30V29H74ZM94 30V29H93ZM97 30V29H96ZM141 30V29H140ZM187 30V29H186ZM214 30V29H213ZM215 30H216V28H215ZM68 31V30H67ZM66 31V32H67ZM143 31V30H142ZM146 31V30H145ZM181 31H182V29H181ZM200 31H198L199 33H201ZM204 31V29L202 30V32ZM217 31V30H216ZM88 32V31H87ZM122 32V33H121ZM158 32H159V30H158ZM170 32V31H169ZM186 32H188V33H190V35H191V33L192 32H190V28H189V30H187ZM194 32H195V30H194ZM208 32V31H207ZM223 32V31H222ZM148 33V32H147ZM149 33H150V31H149ZM160 33H161V31H160ZM188 33H186L187 35H188V37L186 38L187 40H188V38H189V34ZM213 33V31L211 32V34ZM96 34V33H95ZM131 34H132V36H131ZM134 34V35H133ZM139 34V32L137 33V35ZM146 34V33H145ZM205 35L207 34L206 32L204 33ZM218 34V33H217ZM224 34H226V33H224ZM147 35V34H146ZM150 35V34H149ZM195 35V34H194ZM193 34L191 35V36H194ZM220 35V34H219ZM223 35V34H222ZM128 36H130L131 38H129ZM136 36V35H135ZM199 36H201V34L199 35ZM198 36V37H199ZM216 36V34H214L213 35V38ZM226 36H227V34H226ZM154 37H156V36H154ZM154 37H153V39H154ZM160 36H158V38H159ZM165 37V36H164ZM203 37V36H202ZM202 37H201V39H202ZM222 37V36H221ZM105 38V37H104ZM103 38V39H104ZM161 38H162V36H161ZM160 38V39H161ZM191 38V37H190ZM200 38V37H199ZM199 38H197V36H196V39H199ZM217 38V37H216ZM148 39V38H147ZM153 39H152V41H153ZM167 39V38H166ZM195 39V42L196 43H199L198 42V40H196ZM205 38H203V40H204ZM207 39V38H206ZM205 39V40H206ZM218 39V38H217ZM216 39V40H217ZM27 40H33V38H27V39H20L19 41H24V42H26ZM83 40V39H82ZM85 40V39H84ZM146 40V39H145ZM155 40H157V38L155 39ZM168 40V39H167ZM204 40V46H206V45H208V43L209 42H207V41H205ZM226 40V39H225ZM228 40V39H227ZM151 41V42H152ZM162 41H164V38H163V40ZM71 42V41H70ZM84 42V41H83ZM87 42V41H86ZM89 42V41H88ZM115 42H117V41H115ZM157 42H159L158 40H157ZM166 42V41H165ZM169 42V41H168ZM168 42H166L167 43V47H168ZM220 42V41H219ZM66 43H68V42H66ZM65 43V44H66ZM71 43H73V42H71ZM101 43V42H100ZM166 43H164V44H166ZM172 43V42H171ZM186 43H187V41H186ZM225 43V42H224ZM80 44V43H79ZM88 44V43H87ZM120 44V43H119ZM118 44V42H117V45H119ZM123 44V43H122ZM122 44H120V46H122ZM154 44V43H153ZM190 44H191V42H190ZM70 45V44H69ZM91 45V44H90ZM146 45V44H145ZM157 45V44H156ZM162 45H163V42H162ZM169 45H170V43H169ZM172 45V44H171ZM170 45V46H171ZM202 45V44H201ZM201 45H199V49H200V46ZM84 46V45H83ZM86 46V45H85ZM101 46V45H100ZM104 46V45H103ZM119 46V47H120ZM197 46H198V44H197ZM203 46V45H202ZM215 45L213 44V47H214ZM118 47V48H119ZM164 47H165V45H164ZM163 47V48H164ZM216 47V46H215ZM215 47H214V50H215ZM58 48V47H57ZM80 48V47H79ZM122 48V47H121ZM171 48V47H170ZM173 48V47H172ZM171 48V49H172ZM197 48V47H196ZM204 48V47H203ZM203 48H201L200 50L202 51L203 50ZM207 50H208V52H209V49L207 48V47H205ZM83 49V48H82ZM94 49H96L95 47H94ZM170 49V50H171ZM198 48H197V50H199ZM80 50V49H79ZM97 50V49H96ZM99 50H100V47H99ZM98 50V51H99ZM173 50V49H172ZM93 51V50H92ZM105 51V50H104ZM157 51V50H156ZM167 51H169V49L167 48V50H166V52ZM177 51V50H176ZM43 52V51H42ZM118 52H119V50H118ZM225 52V51H224ZM158 53V52H157ZM171 53V52H170ZM204 53H206V51H204ZM179 54V53H178ZM203 54V53H202ZM207 54V53H206ZM205 54V55H206ZM227 54V53H226ZM11 55V54H10ZM113 55H114V57L115 56H117V53H113ZM143 55H145V54H143ZM158 55V54H157ZM180 55V54H179ZM209 55H210V53H209ZM43 56H45V55H43ZM108 56H109V54H108ZM161 56V55H160ZM207 56H208V54H207ZM228 56H231L230 54L228 55ZM34 57V56H33ZM72 57V56H71ZM95 57H97V56H95ZM111 57V56H110ZM203 57H205L204 55H203ZM211 56H208V58H210ZM17 58V57H16ZM22 57L20 56V59H21ZM39 58V57H38ZM88 58V57H87ZM154 58V57H153ZM182 58H184V57H182ZM207 58V57H206ZM207 58V59H208ZM229 58H231V57H229ZM228 58V59H229ZM86 59V58H85ZM92 59H93V57H92ZM168 59V58H167ZM205 59V58H204ZM210 59H212L213 60V58H210ZM33 60H35V59H33ZM94 60H95V58H94ZM150 60V59H149ZM185 60H186V58H185ZM206 60V59H205ZM204 60V61H205ZM91 61V60H90ZM162 61V60H161ZM160 60H158V58H155L154 59V61H148L149 63V66L151 65V64H153V68L152 69H160V68H162V67H164V69H165V66H169V65H165L163 62H161ZM170 61H171V59H170ZM218 60H216V62H217ZM228 61H230V60H228ZM22 62H23V60H22ZM55 62V61H54ZM92 62V61H91ZM212 62H214V61H212ZM215 62V63H216ZM263 62V63H262ZM28 63V62H27ZM94 63V62H93ZM187 63H188V61H187ZM215 63H213V65L215 64ZM221 63H222V61H221ZM229 63V62H228ZM90 64V63H89ZM146 64H147V62H146ZM141 65V64H140ZM145 65V64H144ZM222 65V64H221ZM220 65V66H221ZM225 65V66H224ZM98 66V65H97ZM149 66H148V68H149ZM181 66V65H180ZM228 67H229V65H227ZM20 67V66H19ZM22 67V66H21ZM36 67V66H35ZM146 67V66H145ZM175 67V66H174ZM221 67H223V69L225 68H227L226 67V64L224 63ZM18 68V67H17ZM173 68V67H172ZM232 68V67H231ZM16 69V68H15ZM81 69V68H80ZM79 69V70H80ZM84 70H85V68H83ZM154 69V70H155ZM195 69V68H194ZM225 69H224V71H225ZM227 69H230V68H227ZM21 70V69H20ZM23 70V69H22ZM34 70V69H33ZM78 70V71H79ZM168 70V69H167ZM170 70V69H169ZM102 71V70H101ZM197 71V70H196ZM81 72H82V70H81ZM80 72V73H81ZM159 72V71H158ZM173 72V71H172ZM225 72H227V70L225 71ZM233 72V71H232ZM66 73V72H65ZM68 73V72H67ZM125 73V75H123L122 76V74H124ZM235 73V72H234ZM164 74V73H163ZM175 74H177V73H175ZM226 74V73H225ZM224 74V75H225ZM250 74V75H249ZM134 76V77H135ZM140 76V75H139ZM138 76V77H139ZM158 76V75H157ZM123 77V78H122ZM126 77L127 78H130L129 79V81L126 79ZM136 77H135V79H136ZM137 77V78H138ZM170 77H174V76H170ZM176 77V76H175ZM179 77V76H178ZM249 77V78H248ZM49 78V77H48ZM148 78V77H147ZM235 80H234V79ZM83 80H84V82L86 83L85 84V91L86 92H89V90L91 89V87L94 85L93 84V81H92V79H90V71H88V73L87 74H85V76L82 78ZM138 79H140V81H142V79L141 78H138ZM138 79H136L137 81H139ZM163 79V78H162ZM195 78H193V82L194 81H196V79L194 80ZM224 79V78H223ZM227 79H228V77H227ZM226 79V77H225V80H227ZM237 79V80H236ZM49 80V79H48ZM124 80V81H123ZM133 80V79H132ZM148 80H149V78H148ZM151 81L153 80H155V78H151L150 79ZM157 80H159V78L157 79ZM68 81V80H67ZM128 81V82H127ZM137 81H135V82H137ZM139 81V82H140ZM144 82V81H143ZM143 82H140L138 85H145V84H142ZM159 82H160V80H159ZM158 82V83H159ZM164 82H166V81H164ZM168 82V81H167ZM178 81H176L175 83H177ZM252 82V83H253ZM132 83H134V81L132 82ZM145 83V82H144ZM146 83L148 84L149 83V81L147 82L146 81ZM152 83V85H154V83H156V85H157V82H151ZM162 83V82H161ZM210 85H211V83H212V81H210V82H208ZM234 83V84H235ZM242 83V84H241ZM66 84V83H65ZM135 84H137V83H135ZM146 84V85H147ZM150 84V83H149ZM198 84V83H197ZM151 85V86H152ZM155 85V86H156ZM183 85V84H182ZM202 85V84H201ZM236 85V84H235ZM62 86V85H61ZM137 86V85H136ZM158 86V85H157ZM157 86H156V88H157ZM200 86V85H199ZM105 87V86H104ZM103 87V88H104ZM132 87V86H131ZM149 88H150V85L148 86ZM64 88H65V86H64ZM67 88V87H66ZM100 88V87H99ZM133 88V87H132ZM134 88H136L135 87V85H134ZM153 88V87H152ZM155 88V89H156ZM162 88V87H161ZM184 88V87H183ZM54 89V88H53ZM61 89V88H60ZM63 89V88H62ZM61 89V90H62ZM137 89H138V87H137ZM139 89H142V86H139ZM144 89V88H143ZM151 89V88H150ZM155 89H154V91H155ZM195 89V88H194ZM201 89H203V88H201ZM235 89H237V88H235ZM152 90V89H151ZM156 90H158V89H156ZM161 90V89H160ZM159 90V91H160ZM192 90V89H191ZM63 91V90H62ZM95 91V90H94ZM109 91V92H108ZM132 91V90H131ZM135 91H137V90H135ZM134 90H133V92H131V93H134L135 92ZM141 91V90H140ZM140 91H138V93H142V91L140 92ZM184 91V90H183ZM189 91V90H188ZM196 91V90H195ZM240 91V90H239ZM259 91L261 92V94L264 92V87H263V85H262V87H260L259 88ZM64 92H65V90H64ZM146 93H147V91H145ZM144 92V93H145ZM158 92V91H157ZM161 92H163V91H161ZM173 92V91H172ZM248 92V93H247ZM247 92H246V96L248 95V94H250L251 95V92H249L248 90H247ZM259 92V93H260ZM77 93H80V89H78V88H76V89H72V91H71V93H69V95L66 97V102L67 103H73V102H77V100L79 99L78 97V95H77ZM102 93V92H101ZM137 93V92H136ZM135 93V94H136ZM137 93V94H138ZM155 94H156V91L154 92ZM182 93V92H181ZM54 94V93H53ZM59 94H61V93H59ZM134 94V95H135ZM164 93H161V95H163ZM223 94V93H222ZM238 94H239V92H238ZM11 95V94H10ZM128 95V96H127ZM133 95V94H132ZM131 95V96H132ZM133 95V96H134ZM165 95H166V93H165ZM241 95H243L242 93H241ZM241 95H238V96H241ZM52 96V95H51ZM59 96H63V95H59ZM109 96V95H108ZM107 96V97H108ZM138 96H140V95H138ZM138 96L136 97L135 96V98H138ZM142 96H143V94H142ZM171 96V95H170ZM176 96V95H175ZM191 96V95H190ZM200 96H201V94H200ZM221 96V95H220ZM222 96H225L224 94L222 95ZM58 97V96H57ZM106 97V98H107ZM141 97V96H140ZM139 97V98H140ZM144 97H146L147 98V96L145 95ZM150 96L148 95V98H149ZM159 97H161V96H159ZM164 97H166V96H164ZM172 97V96H171ZM179 97V96H178ZM205 97V96H204ZM211 97V96H210ZM250 97V96H249ZM15 98V97H14ZM84 98V97H83ZM142 98V97H141ZM146 98H143L144 100L146 99ZM148 98L146 99V101L148 100ZM163 98V97H162ZM183 98V97H182ZM188 98H190V97H188ZM54 99V98H53ZM91 99V98H90ZM90 99H89V101H90ZM122 99V98H121ZM161 99V98H160ZM192 99H194V98H192ZM14 100V99H13ZM57 100V99H56ZM61 100V99H60ZM84 100V99H83ZM162 100V99H161ZM164 100V99H163ZM162 100V101H163ZM167 101H169L168 99H166ZM172 100H174V98L172 99ZM239 100H240V97H239ZM50 101V100H49ZM53 101V100H52ZM152 101H154V99L152 100ZM152 101H150V103H152ZM165 101V100H164ZM175 101V100H174ZM51 102V101H50ZM57 102H58V100H57ZM105 102V101H104ZM137 102V101H136ZM136 102H135V104H136ZM145 102V101H144ZM171 103H173L172 101H170ZM244 102V101H243ZM138 103V102H137ZM43 104V103H42ZM53 104H55V103H53ZM102 104H104V103H102ZM108 104V103H107ZM145 104H147V103H145ZM145 104H143L144 106H145ZM154 104V103H153ZM167 104H170L169 102L167 103ZM173 104H175V103H173ZM192 104V103H191ZM194 104V103H193ZM48 105H49V103H48ZM51 105V104H50ZM82 105V104H81ZM97 105H98V103H97ZM100 105V104H99ZM138 106H139V108H140V105L139 104H137ZM142 105V106H143ZM148 105V104H147ZM151 105V104H150ZM181 105V104H180ZM222 105H224V107H225V109L224 110H222ZM56 106V105H55ZM55 106H53L54 108H56ZM149 106V105H148ZM153 106V105H152ZM152 106H151V108H152ZM174 106V105H173ZM52 107V108H53ZM72 107V106H71ZM70 107V108H71ZM128 107V108H129ZM188 107V106H187ZM198 107V106H197ZM135 108H137V106L135 107ZM141 108H143V107H141ZM147 108V107H146ZM153 108H155V107H153ZM161 108V107H160ZM2 110H3V108H1ZM50 109V108H49ZM63 109V107H61V108H59V109H57V111H61ZM156 109V108H155ZM154 109V110H155ZM158 109V108H157ZM162 109H163V107H162ZM205 109L208 111V113L211 115V117H212V121L214 122V124L218 127V128H228V127H231V128H235V129H238V130H240V132L241 133H244V134H246V133H249L250 134V130H248L245 126H244V118H245V115L244 114H242L240 111H239V109H238V106H237V103H235L234 102V100L232 99V100H227V101H222L221 99H219V98H215V100L214 101H210V102H208L206 105H205ZM73 110V109H72ZM72 110L70 111V112H72ZM114 110V109H113ZM51 111H53V110H51ZM102 111H103V109H102ZM115 111V110H114ZM119 111V110H118ZM182 111V110H181ZM50 112V111H49ZM92 112H94L95 114H98V117H100L101 116V111H99V110H96V108H95V110L94 111H92ZM107 112V111H106ZM125 112V111H124ZM148 112V111H147ZM146 112V113H147ZM151 112H152V110H151ZM150 112V113H151ZM185 112V111H184ZM44 113V112H43ZM48 113V112H47ZM52 113V112H51ZM119 113H120V111H119ZM146 113H144L145 115H146ZM160 113V112H159ZM9 114V113H8ZM49 114V113H48ZM72 114V113H71ZM85 114H90V110H86V112H85ZM105 114V113H104ZM142 114V113H141ZM140 114V115H141ZM13 115V114H12ZM46 115V114H45ZM108 115V114H107ZM121 115V114H120ZM124 115V114H123ZM149 114H147V116H148ZM154 115V114H153ZM152 115V116H153ZM161 115V114H160ZM1 116V115H0ZM9 117L11 116V115H8ZM118 116V115H117ZM127 116V115H126ZM144 116V115H143ZM157 116H158V113H157V115L155 116H153V117H155V118H157ZM175 116V115H174ZM120 117V116H119ZM132 117V116H131ZM139 117H141V116H139ZM149 117V116H148ZM152 117V118H153ZM160 117V116H159ZM14 118H15V115H14ZM13 117H11V119H14ZM70 118V117H69ZM105 118V117H104ZM136 118V117H135ZM173 118V117H172ZM179 118H183L184 120H186L187 119V117L186 116H184L183 114L179 117ZM3 119V118H2ZM58 119V118H57ZM103 119V118H102ZM106 119H107V117H106ZM117 119V118H116ZM124 119V118H123ZM174 119V118H173ZM172 119V120H173ZM62 120V119H61ZM66 120V119H65ZM121 120V119H120ZM129 120V119H128ZM175 120H176V118H175ZM14 121V120H13ZM76 121V120H75ZM123 121V120H122ZM16 122V121H15ZM49 122V121H48ZM59 122V121H58ZM74 122V121H73ZM121 122V121H120ZM130 122V121H129ZM132 122V121H131ZM176 122V121H175ZM3 123V122H2ZM6 123V122H5ZM51 123V122H50ZM60 123V122H59ZM72 123V122H71ZM77 123V122H76ZM57 124V123H56ZM61 124H63V123H61ZM98 124V123H97ZM96 124V125H97ZM100 124V123H99ZM108 124V123H107ZM126 124V123H125ZM1 125V124H0ZM5 125V124H4ZM17 125V127H16V129L15 130H10V128H3L4 126H0V145H3V146H5L7 149H10V150H12V151H14L15 153H17V155L19 156V159H24V161H26V162H24V161H22V160H18V159H14V158H12V157H9L7 154H3L2 152H0V184H2L1 186H3L4 187V191L7 193V192H11V191H16L17 189H18V186H22L25 182V180H29V182L30 183H35L34 182V180H35V176L37 175V174H35L34 173V171L35 170H37V169H35V167H30L31 169H35V170H33V173L35 174V176H34V174L32 173V171H30V170H28V174H29V177H26V176H24V175H22L21 173H19V174H15V172H14V169L16 168H20V167H24V168H28V166H29V164H27V166H25V163H27V161L28 162H31V163H35V164H41L42 165V167H44V166H51L50 168L52 169V167H55L59 172H60V168H61V162H62V160H60L59 159V157H58V154L57 153H59V151L60 150H63L64 148H66V146H64V145H66V144H62V145H57V147H56V153H54L53 155H45V154H42V155H39V156H37V154L35 155L34 153L35 152H32V151H30V150H28L27 149V145H26V140L24 139V136H26V135H24V136H20L21 135V133H19L18 132V130H22V132L24 131L22 128H21V125L20 124H16ZM33 125L34 124H32L31 125V127L33 128ZM130 125H132V127L131 126H129V125H127V129L128 130H130V131H132V132H134V133H136L137 132V126H136V124H130ZM65 126V125H64ZM88 126V125H87ZM95 126V125H94ZM108 126V125H107ZM34 127H35V125H34ZM66 127V126H65ZM116 127V126H115ZM139 127H141V126H139ZM181 127H184V126H181ZM199 127V126H198ZM13 128H14V126H13ZM12 128V129H13ZM185 128V127H184ZM186 128H188V127H186ZM29 129V127H27L26 128V131L27 132H29V131H31V130H28ZM35 129V128H34ZM33 129V130H34ZM93 129H95L96 130V127H94ZM112 129H113V127H112ZM181 129V128H180ZM229 129V128H228ZM228 129H226L227 131H228ZM32 130V131H33ZM198 130V129H197ZM225 130V131H226ZM35 131V130H34ZM73 131V130H72ZM129 131V132H130ZM140 131V130H139ZM184 131V130H183ZM199 131V130H198ZM200 131H201V129H200ZM220 131V130H219ZM224 131V132H225ZM56 132V131H55ZM65 132V131H64ZM89 132V131H88ZM101 132V131H100ZM125 132V131H124ZM185 132V131H184ZM203 132V131H202ZM223 132V131H222ZM229 133H230V131H228ZM232 132V131H231ZM256 133L257 132V130H254V131H251V133ZM33 133V132H32ZM85 133V132H84ZM91 133V132H90ZM96 133V132H95ZM199 134V135H201L199 132H194V134ZM228 133V134H229ZM92 134H93V132H92ZM197 134V135H198ZM217 134H219V132L217 131ZM227 134V135H228ZM232 134H233V132H232ZM231 133H230V136H226V135H224L223 133H221L220 135H219V139H218V137H217V139L218 140H222V137H223V139H224V137L226 136V137H228V139L226 140H224V142L225 141H227V142H229L230 143V138H231V140L233 141V139L234 138H236V136L235 135H237V134H233L234 135V138L232 139V137H231V135H232ZM248 134V135H249ZM40 135V134H39ZM108 135V134H107ZM138 135V134H137ZM175 135V134H174ZM173 135V136H174ZM247 135V136H248ZM258 135V134H257ZM264 135V134H263ZM28 136H30V133H29V135ZM74 136V135H73ZM79 136V135H78ZM86 136V135H85ZM85 136H83V137H85ZM140 136V135H139ZM138 136V137H139ZM163 136V135H162ZM176 136V135H175ZM184 136H186L185 134H184ZM55 137H57V135L55 136ZM137 137V136H136ZM193 138L195 137V136H192ZM200 137V136H199ZM221 137V138H220ZM230 137V138H229ZM86 138V137H85ZM92 138V137H91ZM186 138H189V137H186ZM196 138V137H195ZM216 138V137H215ZM87 139V138H86ZM102 139V137L101 136H96L95 138H94V140H93V144H98L97 142H99V140H101ZM133 139V138H132ZM141 139V138H140ZM140 139H138V140H135L134 142H141L140 141ZM202 139H203V137H202ZM217 139H215V140H217ZM241 139V138H240ZM258 139V138H257ZM57 140V139H56ZM59 140V139H58ZM71 140H72V138H71ZM130 140V139H129ZM184 140H185V138L183 139V142H184ZM196 140H198L197 138H196ZM204 140V139H203ZM262 140V139H261ZM260 140V138H259V142L261 141ZM263 140H264V138H263ZM263 140H262V143L264 144V142H263ZM38 141V140H37ZM84 141H85V139H84ZM90 141V140H89ZM188 140L186 139V142H187ZM199 141H201V140H198V142ZM235 141V140H234ZM233 141V142H234ZM237 141V140H236ZM58 142V141H57ZM83 142V141H82ZM109 142V141H108ZM133 142V141H132ZM132 142H130V144H132ZM158 142V144H157V147L156 146H154L153 144H148V145H145L144 146V149H146V151L148 152V154H149V156H150V160H149V165L150 166H155V167H157L158 168V172H157V176L155 177V179H154V175H153V179H154V181L156 180L157 182H158V184H160L161 183V181L159 180V178H160V174L166 169V168H171V164H170V159H171V157L172 156H174L173 158H175V156H178L179 154H181V153H183L182 152V150L183 149H178V150H176V151H171L169 148V144H170V140H168V138L167 137H162L161 138V140L160 141H157ZM182 142V141H181ZM191 142V141H190ZM196 142V141H195ZM194 142V143H195ZM202 142V141H201ZM218 142V141H217ZM224 142H223V144H224ZM226 142V143H227ZM257 142H258V140H257ZM256 142V143H257ZM68 143V142H67ZM78 143V142H77ZM86 143V142H85ZM171 143H172V141H171ZM205 143V142H204ZM226 143L224 144V145H226ZM254 143H255V140H254ZM56 144V143H55ZM54 143H53V145H55ZM179 144H181V143H179ZM198 144H200L201 145V143H195V146L196 145H198ZM218 144V143H217ZM221 145H220V147L221 146H223V144H222V141H221V143H220ZM232 144V143H231ZM253 144V143H252ZM48 145V144H47ZM112 145V149H110L109 148V151L108 152H103V154H104V157H108V156H110V153L111 152H113L114 150H119V149H123L124 150V148H126L127 146H128V143L127 142H123V143H121L120 145H115V143H112L111 144ZM175 145H176V143H175ZM189 145H191V143L189 144ZM209 145V144H208ZM247 145H249V144H247ZM256 145V144H255ZM171 146V145H170ZM184 146V145H183ZM192 146H194V144L192 145ZM204 146H206V143H205V145ZM203 146V147H204ZM217 147H219L218 145H216ZM226 146H228L229 147V144L228 145H226ZM261 146H263V145H261ZM47 146H45L44 147V149L46 148ZM48 147H49V145H48ZM55 147V146H54ZM83 147V146H82ZM181 147V146H180ZM196 147H198V146H196ZM207 147V146H206ZM216 147V148H217ZM231 147V146H230ZM244 147H246L245 145H244ZM254 147V146H253ZM49 148H51V146L49 147ZM69 148V147H68ZM74 148V147H73ZM191 148V147H190ZM189 148V149H190ZM202 148V147H201ZM200 147H199V149H201ZM207 148H209V147H207ZM264 148V147H263ZM75 149V148H74ZM78 149V148H77ZM101 149V151H102V148H100ZM186 149V148H185ZM193 149V148H192ZM195 150L193 151L192 150V153H191V158H194L196 155H195V153L194 152H196V148H194ZM218 149V148H217ZM220 149V148H219ZM228 149V148H227ZM92 150V149H91ZM105 150V149H104ZM125 150H127V149H125ZM216 150V149H215ZM221 150H222V148H221ZM230 150V149H229ZM254 150V149H253ZM43 152H44V150H42ZM47 151V150H46ZM76 151V150H75ZM106 151V150H105ZM185 151V150H184ZM201 151H202V149H201ZM201 151H199L200 153H201ZM205 151V150H204ZM206 151H208V150H206ZM223 151V150H222ZM231 151V150H230ZM69 152V151H68ZM214 152V151H213ZM218 152H219V150H218ZM232 152V151H231ZM236 152V151H235ZM41 153V152H40ZM189 155H190V150H189ZM197 153V152H196ZM200 153H197V155L199 154L201 157H202V155L200 154ZM209 153H211V152H209ZM60 154H62V153H60ZM86 154V153H85ZM113 154V153H112ZM223 154V153H222ZM227 154H228V152H227ZM231 154V153H230ZM16 155V156H17ZM182 155V154H181ZM198 155V156H199ZM207 155V154H206ZM212 155V154H211ZM211 155H209V156H211ZM221 155V154H220ZM224 155V154H223ZM17 156V157H18ZM90 156V158L91 159H89L90 161H92L93 163H96L98 160H102L101 158H102V156H100L99 155V153L97 154L96 152H94V153H92V154H90L89 155ZM152 156V157H151ZM187 156V155H186ZM198 156H197V158H198ZM214 156V155H213ZM218 156V155H217ZM17 157H15V158H17ZM21 157V158H20ZM87 157V156H86ZM219 157V156H218ZM227 157H228V155H227ZM68 158V157H67ZM66 158V159H67ZM97 158V159H96ZM149 158V157H148ZM179 158V157H178ZM205 158V157H204ZM221 159H222V156L220 157ZM65 159V158H64ZM69 159H71V158H69ZM126 159V158H125ZM180 159V158H179ZM202 159V158H201ZM233 159V158H232ZM61 162H60V161ZM88 160V159H87ZM87 160L86 159H84V156H81V157H79L74 163H73V167L74 168H76V167H78V166H80V167H82V168H84V169H86L87 167H85V163L87 162ZM109 160V159H108ZM120 160V159H119ZM181 160H182V158H181ZM180 160V161H181ZM186 160V159H185ZM187 160H190V159H188L187 158ZM193 160H195V158L193 159ZM199 160V159H198ZM198 160H196L197 161V163H198ZM207 160V159H206ZM215 160H216V158H215ZM219 160V159H218ZM126 161V160H125ZM195 161V162H196ZM221 161V160H220ZM224 161V160H223ZM245 161V160H244ZM137 161H135V163H136ZM174 162H175V160H174ZM193 162V161H192ZM200 162V161H199ZM225 162V161H224ZM231 162V161H230ZM229 162V163H230ZM246 162V161H245ZM177 163V162H176ZM202 163V162H201ZM200 163V164H201ZM204 163V162H203ZM179 164H180V162H179ZM182 164V163H181ZM195 164V163H194ZM222 164V163H221ZM220 164V165H221ZM226 164V163H225ZM238 164V163H237ZM44 165V166H43ZM177 165V164H176ZM175 165V166H176ZM191 165V164H190ZM193 165V164H192ZM196 165V164H195ZM199 165V164H198ZM219 165V164H218ZM228 165V164H227ZM242 165V164H241ZM13 166V167H12ZM183 166V165H182ZM181 165L179 166V167H182ZM202 166H203V164H202ZM206 166V165H205ZM205 166H203V167H205ZM222 166V165H221ZM229 166H231V165H229ZM234 166V165H233ZM243 166V165H242ZM255 166V165H254ZM41 167V166H40ZM65 167V166H64ZM100 167V166H99ZM103 167V166H102ZM193 168H196L197 166H192ZM207 167V166H206ZM217 167V166H216ZM223 167V166H222ZM237 167V166H236ZM172 168H173V166H172ZM177 168V167H176ZM199 168V167H198ZM229 168V167H228ZM234 168H235V166H234ZM42 169V168H41ZM48 169V168H47ZM55 169V170H56ZM68 169V168H67ZM102 169V168H101ZM200 169V168H199ZM204 169H206V168H204ZM210 169V168H209ZM215 169V168H214ZM217 169V168H216ZM222 169V168H221ZM223 169H224V167H223ZM222 169V170H223ZM236 169V168H235ZM242 169V168H241ZM241 169H240V171H241ZM243 169H244V167H243ZM249 169V168H248ZM40 170V169H39ZM49 170V169H48ZM54 169H52V171H53ZM54 170V171H55ZM195 170V169H194ZM202 170V169H201ZM207 170V169H206ZM218 170V169H217ZM216 170V171H217ZM253 170V169H252ZM41 171V170H40ZM40 171H38V173L39 174H41L42 175V173H43V171H41V173H40ZM51 171V170H50ZM67 171V170H66ZM69 171V170H68ZM72 171V170H71ZM70 171V172H71ZM89 171V170H88ZM106 171V170H105ZM182 171V170H181ZM180 171V172H181ZM204 172H205V170H203ZM214 171V170H213ZM254 171V170H253ZM57 172V171H56ZM63 172H64V170H63ZM80 172V171H79ZM98 172V171H97ZM149 172V171H148ZM204 172L203 173H201V174H204ZM207 172H208V170H207ZM212 172V171H211ZM224 172H226V171H224ZM223 172V173H224ZM237 172V171H236ZM242 172V171H241ZM36 173H37V171H36ZM45 173H47V172H45ZM80 173H82V172H80ZM87 173V172H86ZM92 173V172H91ZM96 173V172H95ZM113 173V172H112ZM178 173H179V171H178ZM186 173V172H185ZM195 173V172H194ZM197 173H200L199 171L197 172ZM218 173V172H217ZM221 173V172H220ZM237 173H239V172H237ZM38 174V175H39ZM47 174H49V173H47ZM51 174V173H50ZM53 174H56V173H53ZM65 174V173H64ZM180 174H184V173H180ZM201 174H199V175H201ZM66 175H68V174H66ZM151 175V174H150ZM156 175V174H155ZM185 175V174H184ZM205 175V174H204ZM207 175V174H206ZM208 175H209V173H208ZM218 175H219V173H218ZM217 175V176H218ZM49 176H51V175H49ZM73 176V175H72ZM82 176V175H81ZM112 176V175H111ZM187 176V175H186ZM194 176V175H193ZM202 176V175H201ZM211 176V175H210ZM209 176V177H210ZM215 176H216V174H215ZM242 176V175H241ZM40 178H41V176H39ZM56 177V176H55ZM150 177V176H149ZM179 177H181V175L179 176ZM178 176H177V180H176V182L178 181L179 183L180 182H184V183H188L187 181H186V178L184 179V178H179ZM205 177V176H204ZM208 177V176H207ZM206 177V178H207ZM220 178H221V176H219ZM226 176H224V178H225ZM39 178V179H40ZM44 178V177H43ZM86 178V177H85ZM176 178V177H175ZM179 178V179H178ZM191 178V177H190ZM190 178H188V179H190ZM197 178H199L198 177V175H197ZM196 178V179H197ZM206 178H204V179H206ZM212 178H214L213 177V175H212ZM222 178H223V176H222ZM224 178H223V180H224ZM234 178V177H233ZM66 179V178H65ZM125 179V178H124ZM163 179V178H162ZM204 179H201L202 181L204 180ZM216 179V178H215ZM226 179V178H225ZM83 180V179H82ZM113 180V179H112ZM127 180V179H126ZM142 180V179H141ZM171 180H173V178H171ZM175 180V179H174ZM250 180V179H249ZM36 181V180H35ZM57 181V180H56ZM145 181V180H144ZM194 181H196V180H194ZM194 181H191L190 180V182H194ZM201 181V182H202ZM208 181V180H207ZM222 181V180H221ZM45 182L46 181H44V183H41V184H44V186H45ZM60 182V181H59ZM68 182V181H67ZM70 182V181H69ZM89 182V181H88ZM103 182V181H102ZM107 182V181H106ZM148 182V181H147ZM168 182V181H167ZM167 182H163V183H167ZM199 182V181H198ZM209 182H210V180H209ZM242 182V181H241ZM39 182H37V183H35L34 184V186H37V185H39L38 184ZM56 183H58V181L56 182ZM61 183V182H60ZM65 183V182H64ZM63 183V184H64ZM155 183V182H154ZM206 183V184H205ZM204 184L205 185H207L208 183L207 182H205ZM9 184H11L12 186H10ZM39 185V187H43V185ZM70 184H72V183H65L64 185H65V188L67 187V188H71L73 185H70ZM100 184V183H99ZM188 184H190V186H192L193 188V191H195V187H196V185L195 184H193V183H188ZM197 184V183H196ZM201 184V183H200ZM210 184V183H209ZM215 184V183H214ZM217 184V183H216ZM228 184H230L229 182H228ZM241 184V183H240ZM25 185V184H24ZM33 185V184H32ZM53 185V184H52ZM51 185V186H52ZM150 185H151V183H150ZM152 185H153V182H152ZM236 185V184H235ZM237 185H238V182H237ZM34 186H32L33 187V189L32 190H34L35 189V187ZM56 186V185H55ZM74 186H75V184H74ZM160 186V185H159ZM165 186V185H164ZM183 186H186V184L184 185L183 184ZM182 186V187H183ZM210 186H211V184H210ZM210 186L208 187V190H211V189H209L210 188ZM212 186H215V185H212ZM211 186V187H212ZM227 186V185H226ZM38 187V186H37ZM58 187H60V184H59V186L57 185V187H56V189H60V188H58ZM161 187V186H160ZM171 187V186H170ZM176 187H178V184H174V185H172V188H171V190L168 188L167 189V191L165 192V193H163L162 192V194H164V196H165V198L166 199H164L166 202H167V204L173 209V208H175L174 210H176L177 209V207H178V205L180 206H182V204H181V200H180V198L176 195V193L174 192V190L176 191V190H178V188L177 189H174V188H176ZM205 187H207V186H205ZM204 187V188H205ZM216 187H217V185H216ZM215 187V188H216ZM219 187V186H218ZM217 187V188H218ZM23 188V187H22ZM62 188V190L60 189V191H62V193L64 194V192H63V190L65 191V188H63V187H61ZM76 188H78V187H76ZM162 188V187H161ZM160 188V189H161ZM164 188V187H163ZM184 188V187H183ZM203 187L201 186V188L200 189H202ZM222 188V187H221ZM224 188H227V187H224ZM27 189H29V188H27ZM37 189V188H36ZM35 189V190H36ZM42 189V188H41ZM154 189V188H153ZM182 189V188H181ZM198 190H199V188H197ZM39 190V189H38ZM44 190H47V189H44ZM52 190V189H51ZM80 190V189H79ZM166 190V189H165ZM191 190V189H190ZM189 190V191H190ZM198 190H196V191H198ZM205 190V189H204ZM204 190H201V192L202 191H204ZM207 190V189H206ZM214 191H215V189H213ZM3 191V190H2ZM42 191V190H41ZM53 191H56L55 190V188H53ZM68 191V190H67ZM83 191V190H82ZM85 191V190H84ZM108 191V190H107ZM141 191V190H140ZM155 191H157V190H155ZM160 191V190H159ZM159 191H157V193L159 192ZM162 191V190H161ZM160 191V192H161ZM250 191H251V189H250ZM22 192V191H21ZM40 192V191H39ZM49 192V191H48ZM52 191H50V193H51ZM135 192V191H134ZM160 192H159V194H160ZM173 192V193H172ZM179 192H180V190H179ZM206 192V191H205ZM210 192V191H209ZM213 191H211L210 193H212ZM243 192H245L244 190H243ZM243 192H242V194H243ZM254 192H256V191H254ZM27 193V192H26ZM25 192H24V194L25 195H29V194H26ZM50 193H45L46 195H44V193H43V195L44 196H47L48 194H50ZM150 193V192H149ZM203 193V192H202ZM207 193V192H206ZM209 193V194H210ZM214 193V192H213ZM245 193H247V192H245ZM250 193V192H249ZM252 193V192H251ZM250 193V194H251ZM34 194H37V192L36 193H34ZM53 194V193H52ZM57 194H59L60 195V193H58L57 192ZM143 194V193H142ZM182 194V193H181ZM205 194V193H204ZM208 194V195H209ZM215 194H216V196H215V200H213V211L212 212H210V213H213V214H215V216L212 218L213 220H214V222L215 223H217V224H222V222H224V223H226L227 221L225 220V217H224V214H225V212H224V208H225V206L224 205H227L226 203L228 202L227 201V195L226 194H224V191L222 190V189H220V187H219V189H216V191H215ZM228 194H231V192L229 193L228 192ZM239 194H241L240 192H239ZM238 194V195H239ZM248 194V193H247ZM22 195H23V193H22ZM40 195V194H39ZM43 195H41V196H43ZM86 194L84 193H82L81 191H77V190H73V192H71V193H67L66 192V195L65 196H67V198H65V196H64V198L62 197V195H60L61 196V200L62 199H66V201L68 200V202H69V205L71 206L72 204L71 203H73V204H75V205H77L78 203H83V204H85L84 206H86V211L85 212H83L82 213V215H80V214H78L77 213V211L75 212V216H73V220H74V225L72 226V227H70L71 229L69 230V231H66L64 228L65 227H63V225H56L55 224V221L56 220H63V223H64V221H65V217H66V214L67 213H63V212H61V211H54V210H51V209H47L46 207H45V204H43V203H45V202H43V203H41L39 206H43L44 208H42L43 210L41 211V210H38V212H40L41 211V214H40V216H39V225H38V227H37V229H35V235H36V237H37V240H36V242H35V244H34V248H35V250L34 251H36V253H38L39 255H43V254H47V255H50L52 258H54L55 260H56V262H61L62 261V258H63V251L64 250H66L65 249V247L66 246H68V244H71L72 245V250L71 251H76L77 250V248L80 246V245H82L83 247H85V249L84 248H82V249H84V252H82L81 253V257H82V259L84 260V263L85 264H95V261L97 260H100V258L102 257V256H106L107 258H109V259H114L113 260V262L115 263V264H155V261L153 260V259H150L149 261H138V260H135L132 256H131V252L129 253V251L127 250V249H130L129 247H130V243L129 244H127L128 242H124V241H127L126 239L125 240H123L122 242L125 244L126 243V245H129V246H127L128 248L126 249V248H124V247H122V246H120V245H114V243L112 242L113 241V239L111 238V236H113V234L112 233H110L111 231H109V230H107L105 227H104V224H103V222H102V220H101V218H99V217H94V211H93V209H92V207H91V199L89 198V197H87L86 198V196H85ZM96 195V194H95ZM143 195H145V194H143ZM180 195V194H179ZM233 195V194H232ZM232 195H231V197H232ZM237 195V196H238ZM41 196H37V197H41ZM52 196H56V195H52ZM51 196V197H52ZM139 196H141V199L143 198L142 197V195L140 194ZM146 196V195H145ZM195 196H197V195H195ZM201 196V195H200ZM212 196V195H211ZM248 196V195H247ZM35 196H33V198H34ZM36 197V198H37ZM56 197H58V196H56ZM92 197V196H91ZM163 197V196H162ZM162 197L160 196L159 197V200H160V198L162 199ZM193 197V196H192ZM202 197V196H201ZM230 197V196H229ZM242 197V196H241ZM249 197V196H248ZM26 198V197H25ZM90 200H89V199ZM146 197H144V200H142V202H144L146 199H145ZM148 198H150L149 197V195H148ZM155 198V197H154ZM239 198V197H238ZM244 198V197H243ZM251 198V197H250ZM23 199V198H22ZM27 199V198H26ZM31 199V198H30ZM48 199H49V197H48ZM55 199V198H54ZM53 198L52 199H49V200H54ZM92 199H95V198H92ZM141 199H140V201H141ZM204 199V198H203ZM247 199V198H246ZM12 200V199H11ZM10 200V201H11ZM45 199H39V201L41 202V201H44ZM57 200V199H56ZM58 200H60V199H58ZM97 200V199H96ZM96 200H94V201H96ZM117 200V199H116ZM135 200V199H134ZM148 200V199H147ZM151 200V199H150ZM229 200V199H228ZM240 200V199H239ZM24 201V200H23ZM33 201V200H32ZM47 201V200H46ZM192 201V200H191ZM196 201V200H195ZM198 201V200H197ZM199 201H201V200H199ZM209 201V200H208ZM25 202H27V201H25ZM31 202V201H30ZM34 202H35V200H34ZM36 202H38L37 201V199H36ZM40 202H38V203H40ZM53 202V201H52ZM62 202V201H61ZM61 202H60V204H61ZM107 202H108V200H107ZM113 202H114V200H113ZM126 202V201H125ZM141 202V203H142ZM145 202H148V201H145ZM193 203H194V201H192ZM206 202V201H205ZM230 202H231V200H230ZM240 203H241V201H239ZM243 202V201H242ZM248 202H251V201H248ZM247 202V203H248ZM258 202V201H257ZM24 203V202H23ZM32 204H33V202H31ZM30 203V204H31ZM37 203V204H38ZM48 203V205L51 203H49V202H47ZM65 203V202H64ZM67 203V202H66ZM95 203H100V202H95ZM140 203V204H141ZM156 203V202H155ZM157 203H159V201L157 202ZM157 203H156V206H157ZM160 203H161V201H160ZM204 203V202H203ZM225 203V204H224ZM246 202H244V204H245ZM6 204V203H5ZM29 204V205H30ZM53 204V203H52ZM112 204H114V203H112ZM117 204V203H116ZM166 204V203H165ZM200 204H202V203H200ZM199 204V205H200ZM210 204V203H209ZM257 203H255V205H256ZM16 205V204H15ZM56 205V204H55ZM62 205V204H61ZM68 205V204H67ZM97 205V204H96ZM115 205V204H114ZM150 205V204H149ZM163 205V204H162ZM186 205V204H185ZM191 205H192V203H191ZM190 205V206H191ZM251 205V204H250ZM249 205V206H250ZM258 205V204H257ZM11 206V205H10ZM20 206H22V205H20ZM46 206H47V204H46ZM52 206V205H51ZM122 206H124V205H122ZM121 206V207H122ZM128 206V205H127ZM144 206V204L142 205V207ZM148 206V205H147ZM154 206V205H153ZM166 206V205H165ZM164 206V207H165ZM180 206V207H181ZM206 206V205H205ZM230 206V205H229ZM238 206H239V204H238ZM248 206V207H249ZM12 207V206H11ZM25 207V206H24ZM50 207V206H49ZM72 207H73V205H72ZM96 207V206H95ZM101 207V206H100ZM109 207V206H108ZM146 207V206H145ZM150 207V206H149ZM158 207V206H157ZM161 207V206H160ZM179 207V208H180ZM196 207V206H195ZM203 207H204V205H203ZM244 207H245V205H244ZM243 207V208H244ZM251 207V206H250ZM2 208V207H1ZM7 208V207H6ZM8 208H9V206H8ZM15 208V207H14ZM20 208V207H19ZM63 208V207H62ZM112 208V207H111ZM111 208H110V210H111ZM117 208V207H116ZM119 208V207H118ZM125 208H127V207H125ZM124 208V209H125ZM140 208V207H139ZM178 208V209H179ZM183 208V207H182ZM205 208V207H204ZM241 208H242V206H241ZM242 208V209H243ZM10 209V208H9ZM138 209V208H137ZM167 209V208H166ZM194 209V208H193ZM196 209V208H195ZM197 209H199V208H197ZM202 209V208H201ZM226 209V208H225ZM240 209V208H239ZM246 209V208H245ZM248 209V208H247ZM246 209V210H247ZM258 209H259V207H258ZM257 209V210H258ZM20 210V209H19ZM139 210H141V209H139ZM143 210V209H142ZM141 210V211H142ZM148 210V209H147ZM162 210V209H161ZM167 210H169V209H167ZM166 210V211H167ZM180 210V209H179ZM184 211H182V212H184V214H185V218H184V215H183V219H185V220H182V221H184V224L186 225V220L187 221H192L193 219H192V217L190 216V214H189V212H191L192 210L191 209H189V206L188 205H186V207L183 209ZM200 210V209H199ZM206 210V209H205ZM253 210V209H252ZM256 210V211H257ZM6 211V210H5ZM5 211H3V208L2 209H0V246H4V247H7V246H9L10 245V243L13 241V240H15V238L17 237V229H16V225H17V223H19L21 220H23L24 219V222H25V220L27 221H29V223L30 224H32V222H33V224H34V221H37V220H35L36 219V217L38 216V212L36 213L35 212V207L33 208H31V207H29V206H27V207H25V208H22L21 209V211H19L18 213H16L15 211H10V214H6L5 213ZM18 211V210H17ZM81 211V210H80ZM79 211V212H80ZM83 211V210H82ZM96 211H98V210H96ZM100 211V210H99ZM105 213H106V215H110V217H111V215L113 214H108L105 210H103ZM113 210H111V212H112ZM209 211H210V209H209ZM227 211V210H226ZM235 211V210H234ZM239 211V210H238ZM261 211V210H260ZM104 212H102V214L104 213ZM116 213H118V214H121V212H119L118 210L117 211H115ZM147 212V211H146ZM145 212V213H146ZM181 212V211H180ZM179 212V213H180ZM193 212V211H192ZM197 212V211H196ZM200 212V211H199ZM203 212H204V210H203ZM231 212H232V210H231ZM244 212H245V210H244ZM251 212V211H250ZM249 212V213H250ZM77 213V214H76ZM99 213V212H98ZM116 213H114V215L116 214ZM133 213V212H132ZM144 213V214H145ZM165 213V212H164ZM195 212H193V214H194ZM242 213V212H241ZM253 213H254V216L255 215H257L254 211H253ZM262 213V212H261ZM260 213V214H261ZM100 214V213H99ZM102 214H101V216H102ZM117 214V215H118ZM135 214V213H134ZM162 214V213H161ZM199 214V213H198ZM202 214V213H201ZM232 214V213H231ZM244 214V213H243ZM246 214H247V212H246ZM251 214L252 213H250V216H251ZM68 215H70V214H68ZM105 215V214H104ZM130 215V214H129ZM156 215V214H155ZM169 215V214H168ZM170 215H172V214H170ZM181 215H182V213H181ZM192 215V214H191ZM209 215V214H208ZM208 215H205L206 216V218L207 217H211V215L210 216H208ZM249 215V214H248ZM259 215V214H258ZM100 216V217H101ZM121 216H123V215H121ZM130 216H132V215H130ZM151 216V215H150ZM176 216V215H175ZM227 216V215H226ZM252 216H253V214H252ZM112 217H114L113 215H112ZM116 217V216H115ZM120 217V216H119ZM119 217H116V218H119ZM162 217H164L165 218V215H162ZM173 218H174V215L172 216ZM177 217V216H176ZM175 217V218H176ZM233 217V216H232ZM232 217H231V219H232ZM247 217L248 216H246V218L245 219H247ZM257 217V216H256ZM255 217V218H256ZM105 218H107L106 216H105ZM104 218V219H105ZM125 218V217H124ZM150 217L148 216V219L146 220V219H144V220H141L140 221V223H139V221H138V223L139 224H141V225H143V226H145V227H149V231H144V230H142V229H140L139 227H137L136 225V227H134L133 226V228H131V230L133 229V230H135L136 231V233H141V236H147V238H148V236L149 237H154V238H157V239H162V238H160L158 235L159 234H156L153 230H155L156 228V226H157V222H156V225L153 223V221L152 220H150L149 219ZM157 218V217H156ZM173 218H172V220H173ZM200 218H201V216H200ZM234 218V217H233ZM240 218V217H239ZM252 218V217H251ZM111 219V218H110ZM126 219H129V218H127L126 217ZM131 219V218H130ZM158 219V218H157ZM179 219V218H178ZM177 219V220H178ZM180 219H182V217H180ZM197 219V218H196ZM204 219V218H203ZM243 219H244V216H243ZM244 219V220H245ZM120 220H121V217H120ZM161 220V219H160ZM160 220H159V222H160ZM205 220V219H204ZM227 220H228V218H227ZM239 220H241L242 221V219L240 218ZM264 220V219H263ZM70 221V220H69ZM106 221H107V219H106ZM115 221V220H114ZM123 221H124V219H123ZM125 221H127V220H125ZM129 221V220H128ZM133 221V220H132ZM198 221V220H197ZM207 221V220H206ZM209 221H211V219H209ZM226 221V222H225ZM232 221V220H231ZM238 221V220H237ZM252 221L254 222V220H253V218H252ZM23 222V221H22ZM38 222H37V224H38ZM56 222H58V221H56ZM60 222V221H59ZM62 222V221H61ZM116 222H117V220H116ZM131 222V221H130ZM193 222V221H192ZM191 222V223H192ZM245 222V224H246V221H244ZM244 222L243 223H241V224H239V227L242 225V224H244ZM250 222L251 221H249V224H250ZM21 223V222H20ZM36 223V222H35ZM66 223V222H65ZM107 223V222H106ZM195 223H196V221H195ZM203 223V222H202ZM207 223V222H206ZM228 223V222H227ZM226 223V224H227ZM255 223V222H254ZM58 224V223H57ZM60 224V223H59ZM68 224V223H67ZM115 224H117V223H115ZM114 224V225H115ZM118 224H121V222L120 223H118ZM124 223H122V225H123ZM139 224H137V225H139ZM189 224V223H188ZM198 224H201V223H198ZM231 224V223H230ZM243 225V227L245 226L246 228H247V226L246 225ZM248 224V223H247ZM248 224V226L249 227H251L250 225ZM255 224H257V222L255 223ZM261 224V223H260ZM259 224V225H260ZM262 224H264V222L262 223ZM261 224V225H262ZM106 225V224H105ZM109 225V224H108ZM114 225H112L113 227H114ZM125 225L126 224H124L123 226L125 227ZM131 225V224H130ZM158 225H160V224H158ZM184 225V226H185ZM193 225H194V227L196 228V224H194L193 223ZM193 225H191L190 227H192V229H193ZM204 225V224H203ZM209 225H211V224H209ZM254 225V224H253ZM258 225V224H257ZM257 225H255V226H257ZM25 226V225H24ZM127 226V225H126ZM178 226V225H177ZM188 226V225H187ZM213 226V225H212ZM212 226H210L211 228H212ZM223 226H225V225H223ZM229 226V225H228ZM264 225H262V226H259V227H262V229L264 228L263 227ZM27 227V226H26ZM108 227V226H107ZM127 227H129V225L127 226ZM159 227V226H158ZM198 227V226H197ZM204 227H205V225H204ZM210 227H208V228H210ZM214 227V226H213ZM232 227V226H231ZM20 228H22L21 226H20ZM199 228V227H198ZM197 228V229H198ZM203 228V227H202ZM207 228V229H208ZM216 228V227H215ZM241 228H242V226H241ZM246 228H245V230H246ZM256 228H258V227H256ZM23 229H25V228H23ZM23 229H21V230H23ZM30 229H32V228H30ZM185 229V228H184ZM187 229V228H186ZM185 229V230H186ZM196 229V230H197ZM220 229H222V228H220ZM225 229V228H224ZM224 229H222V230H224ZM232 230H230V228H228V231H225L224 233L225 234H227V235H224V236H226V237H228L229 236V238H230V236H232V234L231 233H233V241H234V244L236 245V247H233V246H229V247H227V248H225L231 255H227V254H225L224 253V251H223V249H222V245L221 244H225V243H223V241H228V240H226L225 239V237L223 236V237H221V234H219L218 236H216V234H215V237L214 238H216V240L214 239V238H212V239H214L215 241H217L218 242V244L214 247V244H213V247L212 248H210V249H208V251H211V255L210 256H208L209 258H208V261L210 262V264L212 263V264H264L263 263V261H262V258H263V252L261 251L262 249H260L259 247H257V244H255L254 242H255V240H254V242H253V244H251V241L250 240H242V236H241V233L239 234L236 230H233L234 228H231ZM250 229V228H249ZM253 229H255V227L253 228ZM252 229V230H253ZM258 229H260V228H258ZM124 230V229H123ZM122 230V231H123ZM130 230V229H129ZM189 229H187L186 230V232L188 231ZM194 230V229H193ZM200 230V229H199ZM212 230H213V228H212ZM251 229H250V232H254V231H252ZM121 231V233H123ZM125 232H128V231H126V230H124ZM159 231V230H158ZM205 231V230H204ZM247 231V230H246ZM257 230H255V232H256ZM262 231V230H261ZM26 232H28V230H26ZM124 232V233H125ZM129 232H131V231H129ZM133 232V231H132ZM189 232V231H188ZM187 232V233H188ZM192 232V231H191ZM194 232H195V230H194ZM206 232V231H205ZM213 232H215V231H213ZM219 232V231H218ZM242 232V231H241ZM248 232H249V230H248ZM258 232V231H257ZM20 233V232H19ZM32 233V232H31ZM198 233V232H197ZM204 233V232H203ZM244 235H246L244 232H242ZM263 233H264V231H263ZM26 234V233H25ZM112 234V235H111ZM118 235V233H117V231L115 232V235ZM133 234V233H132ZM131 234V235H132ZM161 234V236H162V234H168L165 230H162V232L160 233ZM192 234V233H191ZM198 234H200V233H198ZM210 234V233H209ZM230 234V235H229ZM253 234H255V233H253ZM19 235V234H18ZM27 235H28V233H27ZM31 235H33V234H31ZM34 235V236H35ZM126 235V234H125ZM128 235H130L129 233H128ZM131 235H130V237H131ZM133 235H135L136 236V234H133ZM169 235V234H168ZM189 235V234H188ZM202 235V234H201ZM247 235H249V234H247ZM258 235V234H257ZM20 236H21V234H20ZM135 236H134V239H135ZM141 236H139V241H140V239H142V238H140ZM198 236H200V235H198ZM210 236H214V234L213 235H211L210 234ZM210 236H209V238H210ZM264 236V235H263ZM22 237H24V236H22ZM26 237V236H25ZM114 237V236H113ZM117 237V236H116ZM116 237H114V238H116ZM118 237H120L119 235H118ZM129 237V238H130ZM133 237V236H132ZM163 237H164V235H163ZM175 237V236H174ZM173 236L172 237H170V239L171 238H174ZM189 237H193L192 235L191 236H189ZM188 237V238H189ZM203 237H205V239H207V237L205 236V235H203L202 236V238ZM244 237V236H243ZM254 237V236H253ZM20 239H21V237H19ZM137 238V237H136ZM147 238H145V239H147ZM165 238H167V236L165 235ZM165 238H164V240H165ZM196 238V237H195ZM208 238V239H209ZM225 240H224V239ZM133 239V240H134ZM138 239V238H137ZM144 239V238H143ZM144 239V240H145ZM190 239H192V238H190ZM119 240V239H118ZM132 240V239H131ZM136 240V239H135ZM148 240H150V239H148ZM162 241V242H165V241ZM167 240V239H166ZM169 240V239H168ZM172 240V239H171ZM197 240V239H196ZM260 240V239H259ZM83 241H87L88 242V244L87 245H85L84 244V242ZM115 241V240H114ZM128 241H130L129 239H128ZM173 241V240H172ZM199 241V240H198ZM205 241V240H204ZM137 242H138V240H137ZM142 241H140V242H138V244H137V247H138V245H139V247L141 246V245H143V243H141ZM144 242V241H143ZM149 242H151V241H149ZM154 242V241H153ZM161 242V243H162ZM168 242V244L169 243H171V241H166L165 242V244ZM180 242H181V240H180ZM194 242H195V240H194ZM207 242V241H206ZM206 242H204V243H206ZM216 242V243H217ZM222 242V243H221ZM229 242V241H228ZM122 243V244H123ZM131 243H133V241L131 242ZM134 243L136 244V241H134ZM191 243V242H190ZM215 243V244H216ZM119 244H121L120 242H119ZM135 244H133L132 246H134ZM145 244V243H144ZM164 244V245H165ZM186 244H188V243H186ZM185 243H184V245H186ZM211 243L209 244L210 246L212 245ZM229 243H227V245H228ZM255 244V245H254ZM264 244V243H263ZM154 245V244H153ZM164 245H162L161 246V252H160V254L162 253V252H164L165 251V249H168V247H170L169 245H168V247L166 248V247H164ZM173 245H174V243H173ZM172 245V248L170 249V253H171V251L172 252H174L175 251V254L174 255H172L173 256V258H172V256L170 257L171 259H169V261H171L170 263H168V264H180V260L182 259V250H180L179 248V246L177 247V246H173ZM176 245V244H175ZM194 245V244H193ZM205 245H207V244H205ZM229 245H231V243L229 244ZM253 245H254V247H253ZM131 246V247H132ZM144 246H146V245H144ZM158 246V245H157ZM167 246V245H166ZM196 246V245H195ZM225 247H226V245H224ZM238 246V247H237ZM69 247V246H68ZM142 247V246H141ZM148 247L149 246H147V249L145 248L144 249V251H147L148 250ZM156 247V246H155ZM183 248H184V246H182ZM207 247V246H206ZM209 247V246H208ZM135 248H136V245H135ZM135 248H132V251H133V249H135ZM191 248V246L189 247V249ZM195 248H197V247H195ZM239 249V251L240 252H236L238 249ZM156 249V248H155ZM200 249V248H199ZM202 249V248H201ZM204 249V248H203ZM202 249V250H203ZM264 249V248H263ZM131 250V249H130ZM136 251H137V249H135ZM139 250V249H138ZM152 250V249H151ZM150 250V251H151ZM185 250V249H184ZM191 250V249H190ZM204 250H207V249H204ZM67 251V250H66ZM71 251H69V252H71ZM141 251V252H140ZM142 249L141 250H139V251H137V252H139L141 255H142ZM160 251V250H159ZM195 250H192V251H188V256H187V258H188V260L191 262H188V260H187V262H188V264H192V263H195V264H197L196 262H197V260H200L203 264H207L206 263V258L204 259L203 258V256H201L200 254H199V252H200V250L198 251H195ZM134 252V251H133ZM151 252H153V251H151ZM166 252H167V250H166ZM166 252H164V253H166ZM168 252H169V250H168ZM262 252V253H261ZM73 253V252H72ZM136 253V252H135ZM145 253V255H147L146 254V252H144ZM143 253V254H144ZM170 253L168 254V255H170ZM203 252H201V254H202ZM207 254H209L208 252H206ZM239 253H241V255H239ZM65 254V253H64ZM155 254V253H154ZM163 254V253H162ZM172 254V253H171ZM72 255V254H71ZM153 255V254H152ZM157 255V254H156ZM166 255V254H165ZM136 255H134V257H135ZM143 256V255H142ZM155 256V255H154ZM205 256V255H204ZM228 256H229V259H228ZM262 256V257H261ZM43 257V256H42ZM231 257V258H230ZM51 258V259H52ZM65 258V257H64ZM54 259H52V261L54 260ZM68 259V258H67ZM74 259H75V257H74ZM186 259V258H185ZM35 260V259H34ZM41 260V259H40ZM46 260V259H45ZM146 260V259H145ZM79 261V260H78ZM78 261H76V263L78 264ZM102 261V260H101ZM108 261V260H107ZM110 261V260H109ZM183 261H186V260H183ZM103 262V261H102ZM186 262V263H187ZM38 263H40V262H38ZM37 263V264H38ZM52 263H54V262H52ZM182 263V262H181ZM30 264V263H29ZM48 264V263H47ZM57 264V263H56ZM67 264H74V262H73V260H67ZM97 264V263H96ZM99 264V263H98ZM102 264V263H101ZM110 264V263H109ZM183 264V263H182Z\"/></svg>", "mask_w": 264, "mask_h": 264}]
</instances>
